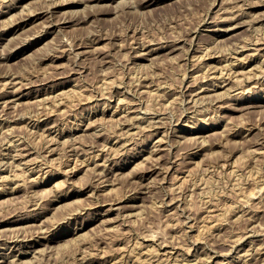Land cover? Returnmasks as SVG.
Returning a JSON list of instances; mask_svg holds the SVG:
<instances>
[{
  "label": "rangeland",
  "instance_id": "rangeland-1",
  "mask_svg": "<svg viewBox=\"0 0 264 264\" xmlns=\"http://www.w3.org/2000/svg\"><path fill=\"white\" fill-rule=\"evenodd\" d=\"M4 1L5 0H0V2H2L0 3V11L3 8H4L3 12L8 10L6 8L8 4L11 6L13 5L14 6L12 7L9 14L4 13L0 17V19L1 18L3 19L5 17L4 18L5 21L1 20L5 22V23L3 22V24H5L3 25L4 27H2V22L0 21L1 22L0 23V76H1L0 77V82H1L0 83L1 84L0 94L7 95L8 94L7 90H9V92L14 90V88L13 90H11L12 88H8L6 91L5 89L4 90L2 89V83L4 81V77H6V74H7V77L9 75L14 76V77L11 76V78L16 77L18 80H20L18 81L15 78V80L19 83L22 81V79L23 81H26L25 83L22 81L24 83L23 85L24 86L27 85L26 87L28 88V89L25 88L26 90H24V94L31 93L28 96H25L23 98H20L22 94L21 96L18 95L17 98L13 97L11 99V100H15L14 103H11L12 106L14 105L13 108L10 104L5 105V107L11 106L10 108L9 107L5 108L3 106H2L3 109L2 107L0 108L4 111L6 110L5 112L0 110V114H1L0 117L2 116L0 118V123L3 121L0 124V134L4 132L2 135H0V140L2 139L0 141L1 142L0 143L1 144L0 146V150H1L0 151V156H1L0 166L2 164L4 165L0 167V175H4L6 178L10 177L9 179H6L4 177L5 178L4 179L2 176H0V186L2 187L4 186L3 188H7V191L6 189H4L5 190L4 191L2 187L0 188V202L2 203L0 204V218H1L0 220H3L4 218H6L8 221H11V220L18 221V222H10V224L8 223L5 225L4 228L0 230V238H1L0 239V254L8 256L10 260L13 259L14 261H15L14 257H16V261H17V262L16 261L13 262V260L11 261L9 260L8 263L6 262L5 264H9V262L10 264H13V263L23 264V261L25 262L24 264H81V263L82 264H88V263L90 264H104V263L105 264H116L117 262L118 264L120 263L123 264L126 260L127 261L124 264H129L130 262L131 264L133 263L140 264L142 262L140 261V258L146 261V263L143 262L144 264H152V262L153 264L154 263L155 264H163V263L168 264L167 262L172 263V264H175V263L176 264H179V263L189 264L190 262H194L190 264H197V263L198 264H208V263L209 264H215V263L221 264L220 261H222V264H237V263L245 264V261H243L245 259L247 261L248 260L251 261V262L246 261V264L247 263L248 264H264V250L263 252L260 251V248H264L262 247L264 245V194H263L264 187L262 186L264 185V153H263L264 151V148H263L264 147V144H263L264 143V137H263L264 136V72H260L261 70L264 71V69L260 68L261 65L264 63V61L262 64H260L262 62V59H260L261 62L259 60L252 61L250 60V56L249 57L247 56L250 53H253L255 49H260L264 47V42H262V40L264 41V29H263L264 20L260 21L261 18L262 19L264 18V0H154V1L153 0H113V1L111 0H102V1L100 0H77V2L76 0H72L73 2L71 0H68L70 4L67 3L66 0H60V1L58 0L59 2L55 0V3L58 4L57 10L59 11V12L57 11L55 15L57 16L56 18L57 19L64 18L68 23L58 28L59 29V30L57 29L58 31L52 30L53 31L52 33L45 36V38L42 41L36 44H35L34 39H36V37L46 32L47 30L46 25H48L49 24L48 22H50L49 18L48 20H46L47 19L46 14H43V15L41 14L39 17H34L31 21H29L28 23H25V25L24 24L21 25L20 28L10 32L9 34L5 36H2V35L4 34L3 32L5 31V29L7 28L6 26H8L7 24L11 25L13 24V22H16L18 19H20L21 15L22 17L25 15L23 11L27 10L28 13L30 11L33 13H36V12L41 13L43 9L45 10V7L43 6L46 5L47 7V3H45L46 1L45 0H26V1L25 0L23 1L6 0L5 4H4ZM62 1L66 2V4L65 3L62 4L63 3ZM81 1L83 2L81 3ZM88 3L89 5L86 6ZM97 3H99V5ZM1 6L3 8H1ZM241 6L243 9L241 8ZM40 7H42L43 9ZM64 10L67 11L66 15L65 13H63L65 12ZM27 11L25 12L26 14H28ZM238 11H239V14L237 15ZM60 12L62 13L60 14ZM96 12L97 13L99 12V13L97 14ZM241 12L243 13L242 15L240 14ZM12 13L13 15H11ZM14 13H17L16 15L17 17L20 16L18 17V19L17 17L16 18L13 17L15 21H13L11 17V16H15ZM1 14L2 13L0 12V15ZM58 14L60 17L58 16ZM233 14L236 15V17ZM226 16L228 17L230 16V17L226 18ZM8 17H11L12 20L10 18L8 20L7 19ZM224 17L225 19H223ZM230 18L232 21H230ZM252 19L253 21L251 22ZM69 20L71 21L69 22ZM237 21L238 23L239 22L240 23L238 24ZM235 23L238 25V27ZM249 23L251 26L249 25ZM256 27L259 30L255 29ZM257 30H258V33H256ZM39 32L42 34H40ZM27 35L31 37L34 36L35 38L34 37L31 38ZM25 36L29 40L27 38L25 39ZM237 42L238 43L241 42L243 45L241 43L238 44ZM255 42L256 43L259 42L260 45L259 43L256 44ZM29 43H30V46L28 47ZM19 44H21V47L19 46ZM60 45L61 47L59 48ZM24 46L27 48L24 50V52H22V48H24ZM68 46L69 48H67ZM157 46L158 48H160V50L158 51L155 50L156 52L154 51L153 54L149 55L150 57L147 56L148 59L140 60L139 55L144 53L143 50L146 49V51H150L153 48L157 49L156 48ZM15 47H19V49ZM208 47H212V51H211V48H208ZM235 47L237 51H235L236 50ZM63 48H65L64 52L62 50ZM202 48L206 50H203ZM207 48L211 52L208 51ZM241 48L242 50H240ZM12 49L14 51H12ZM60 49L62 50L61 53L64 55H62L59 52ZM134 50L136 52H134ZM197 50L200 52L202 51L204 52L200 53ZM78 51H80V53ZM4 52L5 54L6 53L7 54L3 55ZM57 52H59L61 56L59 55V53L57 54ZM228 52H230L229 53L230 55L228 54ZM214 53H215V56L213 55ZM231 53L235 55L233 56ZM243 53H245L246 56L243 55ZM200 54L201 55L204 54L205 56H202L204 58L200 57L201 56ZM207 54L208 55L210 54L211 57L207 56ZM216 54H218L219 56ZM236 55H239L240 57L238 56V58H236L237 57ZM243 56L247 58V59H244L246 69L245 67L236 66L233 70L238 71L239 73L236 72L238 74L234 73L236 75L233 74L231 77V80H232L231 83L235 84V85L234 84L233 85L231 84V85L233 86V89L236 88L235 90L231 89L232 91L230 90V93L229 92L226 93V97H225L224 92L226 88L229 87L230 85L224 89H220L221 91L219 90L218 93L220 92L221 93L218 96H212L211 98L210 97L203 98L200 95L199 97L196 95V93L199 92L201 86H204L206 84H212L213 82L219 83L218 81L219 79H213L212 75H209V74H212L211 73L212 71L210 72L209 70H211V67H213L212 65L213 63L215 64L214 65L215 67L217 64V67H219L220 68L219 70H221L222 67L220 66H224L222 64H227V61L229 60H236V59L244 58ZM199 58H202V59H199ZM223 58H225V60H223ZM207 61L209 62V65ZM238 62L239 61H236L235 64L237 65L240 63ZM258 63L260 64V67ZM254 65L255 67H258V69L254 68ZM262 67H264V64L262 65ZM251 68H253V70ZM247 69L248 70L250 69V70L248 71ZM205 70H208L207 72L208 74L206 73ZM242 70L246 72L248 71V72L246 73ZM226 71H224L225 74L227 73ZM250 71L252 73H250ZM253 71L256 72L255 73L256 76L254 75ZM240 72L245 73L247 75L250 74V75L249 76L246 75L247 77L245 78V75L242 76ZM257 73L258 75L260 73L261 77L260 76L258 77ZM203 74H207L208 76L203 75ZM204 76H206L207 78L206 77L204 78ZM233 76L237 78L241 76L239 77L240 79L244 77L246 81L243 79H241L242 80L241 81L238 78L239 79L238 81H240L238 83L237 80H236L237 82L235 81V79L237 78L234 79ZM251 76L252 78L250 82L248 77H251ZM253 78H256L257 80L255 79L254 81H252ZM104 79L107 80V83ZM109 79H112L110 80L111 82L114 80V82L111 83L109 81L111 83L109 84L108 83ZM207 79H208V82H206ZM102 80L104 81L102 82ZM137 80L139 82L146 83V84L144 85L141 83L142 84V88H141L140 87L141 85L139 82H137ZM27 81L30 83L29 86H28ZM32 81H35L34 85L32 84ZM244 81H245V84H244ZM22 82L21 84L18 85V87L22 85ZM100 82H101V85H100ZM104 82L106 85L104 84ZM102 83H103V86H102ZM236 83L237 84L242 83L239 89H237L238 85ZM147 84L148 85L150 84V85L148 86ZM196 84H198V86ZM30 86L31 88H29ZM245 87H249L251 89H249V91L247 92L248 88L245 89ZM1 89H2V92L4 93L1 92ZM193 89H197V90L193 91ZM140 90H142L143 93ZM145 90L147 92L144 93ZM149 90L151 92H149ZM238 90L240 91L238 92ZM181 91H184V92L182 93ZM110 92L112 95L110 94ZM154 92L156 94H152ZM48 94H49V97L50 96L55 97L56 95L57 96L54 99L52 97L48 98V100L49 99L50 100L49 102L48 101L46 102L44 100H47L46 97L48 96ZM181 94L183 96H181ZM228 94H231V95H228ZM44 95L46 96L44 97ZM108 95H110V97ZM117 95L119 97H117ZM220 96H222V98ZM43 97L46 99H44ZM61 97L63 98L61 99ZM197 97L200 101L197 100ZM216 97L217 98L219 97L218 99H216L217 101L214 100V98ZM64 98L65 99L68 98V99L65 100ZM119 98H120V103H119ZM121 98L123 99L121 100ZM55 99L57 102L59 101L60 103L57 104ZM205 99H206V102H205ZM129 101L130 102L132 101L131 102L132 104ZM42 102L43 104L44 103L49 104L52 107V109L54 108L53 112L55 113L52 112L51 108H48L50 107L49 105L44 104L45 107L42 106L43 105ZM117 102L119 104H117ZM210 102L211 104H209ZM16 103H18V105ZM59 104H62L60 105L61 108L58 107ZM251 104L252 105L258 104V105H261V107H257L256 109L251 108L250 106ZM246 106L247 108H245ZM39 107H41L40 108L41 110L39 109ZM46 108L50 110V111L48 110L49 114L47 113V110L45 111ZM115 108H116L117 115L116 113L113 114L112 112V111H115ZM133 108L134 109L136 108L135 111L132 110ZM143 108H145L146 110ZM42 109L43 111L46 112V113H43V115L40 114L43 112ZM58 109L59 110L61 109L60 110L61 112ZM122 109L124 112L122 111ZM139 109L140 110L142 109V110L139 111ZM63 110H64V113L62 114ZM128 110H131V111H128ZM56 111L57 113L59 112L60 113L57 114ZM185 111L186 113L184 114ZM50 112H52L53 115ZM102 112L103 113L106 112V116L101 115ZM127 112L129 114H127ZM121 113L125 114V116L122 117ZM44 114L47 116H45ZM81 114H83V116ZM23 115L24 116L28 115V116L25 118ZM37 115L39 118L37 117ZM90 115L93 118L92 120L96 122L93 123L94 127L91 126L90 128H87L84 121L87 120V118L89 117L91 118ZM120 115L122 118L120 117ZM139 115L140 116L142 115V117H140ZM28 117L29 119H27ZM99 117L102 118V123H99L101 122L100 121L101 119ZM115 117L117 118V120L114 119ZM131 117L133 118L131 119ZM151 117H153L154 119ZM158 117H160L159 118V121L161 120L160 122L165 123V124H161L162 126L160 125V127H158L159 126L158 124L160 123L158 121ZM13 118L15 119L13 120ZM34 118L36 120H34ZM95 118H97V120ZM98 118L100 119L99 121H98ZM120 118L123 123H121V121L119 120ZM124 118L126 120L130 119L129 122H131V124H129L128 121H125ZM11 119L13 120V122ZM145 119L147 120L145 121ZM70 121L73 123H71ZM53 122L54 123L57 122V124H53ZM97 123L98 125H96ZM133 123H135L136 126ZM117 124H121V125H118L117 127ZM44 125L47 126L45 127V130L43 128ZM149 125L153 129L148 127ZM141 126H146V127H141ZM10 127L13 129L12 131H10L11 130ZM191 127H196V129L193 130V128ZM8 128H9V132H12L11 134L12 136H9L10 134L8 131H7L8 136L7 134H5V131L8 130ZM127 128H132L133 132H135L134 133L135 136L131 135L132 130L131 129L127 130ZM155 128H160L159 133H156L157 131H155ZM117 129L122 131V132H119L118 130V133H120L121 135L116 132ZM200 129L202 130V133L199 134L200 136L198 137V134L196 132L200 131ZM126 130L127 132H124ZM141 130H142V133H141ZM165 130L167 131L166 135H165V132H166ZM179 130L180 131L182 130V131L180 132ZM56 131L58 132L57 134H56ZM129 131L131 132V134H128ZM143 131L145 132V134ZM97 132H102V133H97ZM248 132L250 135L248 134ZM43 133H45L44 136H43ZM153 133L156 135H159V137L164 140H163V145L161 146L162 149H160L161 151L156 150L157 153L155 151V153L152 154L153 155L152 156L147 151H150L149 149L152 150L154 148L155 141L157 140L155 138L156 135L154 136ZM161 133L164 135H162ZM46 134L49 136V138H51L54 135L58 137L57 138L52 137L49 141V139H47L48 136ZM124 134L126 136L123 137ZM260 134H262L263 136ZM102 135L105 137H103ZM237 135H239V137ZM40 136L41 138L43 137L42 139L44 140H42ZM67 136L71 138H67ZM75 136L76 138L79 137L80 140L79 141L78 139L75 140L76 139ZM116 136H118L120 139ZM137 136L138 137L140 136V137L137 138ZM163 136H165L166 138ZM18 137L21 139V142H19L21 144H18L17 142H15V140L18 139ZM37 137L40 139V141ZM133 137L136 139L135 141ZM26 138L28 139V141ZM64 138L65 140H67L66 142L64 140L65 144H68L71 141H73L71 142V144H68V145H70L71 149L73 148L72 150L74 151H71V149L69 148L70 146L68 145L67 147H64L65 146V144L63 143ZM105 138L108 139V141ZM258 138L260 139V141L262 139L263 140L260 142ZM11 139H13V142L11 141ZM68 139L69 140L72 139V140L69 141ZM167 139L168 141H165ZM7 140L10 142V144L15 143L16 146L14 147L15 144L14 145L12 144L9 146ZM118 140H121V141H118ZM47 141L48 143L49 142L50 143L47 144L46 143ZM125 141L126 142L131 141V142L129 144V143H125ZM174 141L177 143H175ZM178 141L180 142V144L178 143ZM172 142L174 145L169 144L170 145L169 146L167 144V143H172ZM196 142L198 145L196 144ZM100 143H101V148L99 145ZM31 145L33 147H31ZM78 145H80V147ZM81 145L83 147H81ZM121 145L123 146L125 145L124 146L125 148H123V146ZM151 145L153 146L152 148H151ZM164 145H166V147H164L165 149H163ZM18 146L20 147V149L21 148L25 149L24 151L22 150L23 154L25 153L24 157H19L17 155L19 154V151H20ZM22 146H25V147H22ZM56 146H59V147H56ZM112 146L113 147L115 146V149ZM45 147H47V149ZM55 147L56 149L58 148L59 150L57 149L58 150L57 151ZM105 147H108V148L105 149ZM200 147H203V149ZM15 148L16 149L18 148L19 150H16ZM52 148H53V152L51 153L50 150H52ZM66 148L69 151L65 150ZM75 148H77L76 150H78L79 152L76 151ZM83 148L84 150L81 151ZM111 148H113V150ZM261 148L263 149L262 153H261V150H262ZM116 149L119 152L122 151L124 154H122V152L121 153L118 152L116 153L118 154V157H117V155L115 154V152H117ZM156 149H159V147ZM252 149L255 150L256 154L254 153ZM256 149L259 150L261 154ZM107 150H110V151H107ZM3 151L4 152L6 151V152L4 153ZM61 151L63 152L65 157L64 155H62V157L60 156ZM10 152L13 154H11ZM82 152L83 153L86 152V153L83 154ZM92 154L95 156H93ZM113 154H115L116 157ZM172 154L173 156L170 157V155ZM262 154H263V157L261 156ZM14 155H16L17 158ZM36 155L40 156V159H38L39 157H37ZM41 155L44 157H42ZM45 155H46V160L44 159ZM75 155L78 156V158L81 157L80 158L81 160L79 159V161L80 162L83 161L81 163L82 165L77 164L80 162L78 161V158L76 160ZM148 155L152 157H155V156L156 157L153 158L154 160L152 161L150 160L152 159V157ZM255 155H258V156H255ZM101 156L102 158H99ZM48 157L50 160L47 159ZM72 157L77 162H75L72 159ZM90 157H94L95 159L90 158ZM107 157L108 158L112 157V158L108 159ZM147 157H150V159ZM255 157L261 158L260 159L261 161L255 160L254 159ZM14 158L15 160H17L16 162ZM31 158H34L35 160ZM61 158L63 159V161ZM85 158L88 161L89 160L90 161L88 162ZM143 158H147V160L149 159V161L143 160ZM28 159H30L31 161H29ZM41 159L42 160L44 159L45 161L44 160L42 161ZM175 159L177 162L173 161ZM191 160L193 161L192 163H191ZM5 161H8V162H5ZM25 161H29V163ZM93 162L95 163L93 164ZM102 162H105V163H102ZM253 162H256V163H253ZM16 163L18 165L20 163L22 167L19 165L20 167L18 168V165H16ZM70 163L72 166L70 165ZM100 163L103 164L102 167L98 166V168L97 167L94 168L93 166L91 168L92 165H95V164L99 165ZM110 163L113 164V166ZM105 164L107 165L109 164V165L106 166ZM162 164H163V168H162ZM169 164L172 166V168L170 169H169L170 167ZM73 165H74V168H73ZM11 166H12V170H11ZM78 166L79 167L82 166L81 167L82 169L79 168ZM87 166H89V168L92 169L94 173L90 171L89 168H86ZM63 167H65V170ZM166 167L168 168L166 170L168 172H165ZM22 168H24L25 174L22 172L23 171ZM67 168L69 169V171L72 169L75 170V168L77 169L75 170L76 172L73 174L74 177L73 176L67 177L65 175L66 172L64 171H68L66 170ZM85 168H86V171H84ZM107 168H108L107 170L108 172L106 171ZM234 168L235 170L236 169L237 170L232 171L234 170ZM100 170L105 171V173L107 174H105L104 172L103 174L105 175L101 174ZM109 170L110 172L113 171V173L112 172L110 173ZM27 172L28 173L30 172V173L28 174ZM89 172H92L93 174L90 175ZM96 173L100 177L99 179L96 178L95 180V177H98ZM9 174L11 175L9 176ZM257 174H259V176ZM13 175L14 176L18 175V177L17 176L14 177ZM107 175L108 177H106ZM251 175L255 176L256 179L252 177ZM105 177L107 178V180L105 179ZM66 178L69 181L66 180ZM257 178L258 179L261 178L262 180L259 179V183H258ZM1 179H3L4 181ZM21 179H23L22 181H25L26 183L21 182ZM247 179L248 181H246ZM98 180L101 181V183H99ZM35 182H39V183L35 184ZM261 182L263 183L261 184ZM17 183H19V185L21 186V187L19 186L20 191L18 188L16 192L8 194V192H11V188L16 187ZM97 183H99L98 187L96 185ZM173 186L174 188L176 186V188L174 189ZM261 186L263 187V189ZM17 187H18V184H17ZM259 188H261L262 190L260 189L258 193H261V194H258L259 195L258 196L253 191L257 192ZM86 189H88V191ZM2 190L4 193L2 192ZM251 190L254 193L253 196L255 197V199H253V196L251 197L249 195L250 193H252ZM169 191H171V193ZM237 191L239 192V195ZM92 192L93 194H91ZM243 192L245 194H243ZM240 193L242 196H240ZM247 196H249L250 198L248 201H247L248 198H246ZM173 198L175 199L173 200ZM114 199L116 200V202L111 201ZM207 199L209 200L211 199L210 201H212L213 204L210 203V201H208ZM172 200L173 201L176 200V201L174 203L173 202L171 203ZM97 201H98V204H97ZM106 201H109V202H106ZM110 201L116 203V205H114V207L116 208L113 207V209H119V210H115L113 212L114 214L111 213L110 216H99L100 213L103 214L106 210L110 209V203H111ZM169 201L171 204L169 203ZM164 202H166V204ZM205 202L207 205L205 204ZM237 202L239 203L241 202L240 205ZM242 202H244L245 207ZM33 203H36V204H33ZM208 203L211 205H208ZM233 203L235 204V206H232L234 205ZM135 204L137 208L135 207ZM121 205H123L124 207ZM33 206H36V207H33ZM165 206L166 207L168 206V207L166 208ZM213 207L214 209L216 208L215 210L213 209L214 214H218L217 212L219 210H220L219 211L220 213L218 215L224 214L223 215L224 217L219 216V218L223 217V220L221 218L219 219L218 215H216L217 216L216 217L211 212ZM102 208L103 210L104 209L105 210L103 211ZM209 208H210V211H208ZM240 208L242 209V211L244 208V211L242 212ZM120 209H121V213H120ZM122 209L123 210L126 209V210L123 211ZM136 210L138 212H136ZM118 211H119V214H117ZM129 212L131 213V216H129L130 215ZM244 212L246 214H244ZM206 213H208L207 216H206ZM125 214L126 215L128 214V215L125 217ZM209 214H211L210 215L211 217L208 216ZM238 214L239 215L242 214V216L240 215V218H239ZM120 217H123V218H120ZM202 217H206V218H204L203 221H201ZM208 217L211 219L214 218L213 221L211 219H208V223H207ZM236 217L237 219L235 220ZM104 218L107 219L108 221L107 220L105 221ZM254 218L257 220H255ZM124 219L127 221H125ZM218 219L222 221H219ZM102 221H104L105 223H103ZM123 221L128 222V223H125ZM217 222H219V224ZM121 223L123 224L121 225ZM212 223H215V225ZM256 223L259 225L257 228H256L257 226ZM204 224L206 225L208 224L207 227L213 225L212 227L209 228L213 232L209 231L208 233L209 229H205L206 225ZM105 225L107 226L105 227ZM111 226L113 230L115 229V226H117L116 227L117 229L112 231L111 228H108ZM213 227L214 228L216 227L215 228L216 230L212 229ZM104 228H107L108 230L109 229L110 230L108 231L107 229L105 230ZM38 229L39 231H36ZM43 229H46V232ZM199 229H201V231L203 230L204 232L200 234L201 231ZM33 231L34 232L36 231L38 233L40 232V233L38 234L35 232L34 234ZM15 234L19 235L20 237L23 236L24 240L27 238L28 240L26 239L25 241H27L28 243H31L33 238H35V240H40L41 243L40 245L36 247V251H35L36 253L34 252L32 254L25 255L23 257L24 260L20 259V256H16V255H20L18 254L20 253V251H18L17 249L10 250L9 247L11 246V243H10L11 241H8V238L9 240H11L14 237L13 235ZM40 234L42 236H40ZM199 235L201 236V240H200V237H198ZM144 236L147 239L144 238ZM23 237L21 239H23ZM238 237L239 238L241 237V239H239ZM235 238H236V241H235ZM233 239L235 242L232 241ZM135 241L137 244L135 243ZM137 241H141L143 245L141 242H137ZM195 241H198V242H195ZM27 242H24L22 244H28ZM157 242H160L161 245L160 243H157ZM47 243L49 244L48 247L46 246ZM135 244L138 246L135 247ZM152 245L154 248L152 247ZM162 245H165V246H162ZM4 246L6 247L4 248ZM120 246L123 249L126 247L124 249V253H123V249L119 248ZM142 246H145V248ZM146 246L149 248L151 247L152 250L150 249L149 251V248H147ZM259 246L260 248L258 249ZM132 247H134L135 249V251L130 252V253H134V255L131 254L133 255V257L130 254H127V252L129 253V249L133 250ZM158 247L160 250L158 249ZM160 247H162L163 249ZM190 247L191 249L194 248L195 250L194 249L189 250ZM37 248L38 250H41L39 248H44L45 249L44 251L46 252L47 250V253L42 252L43 250L42 249L40 251L42 254H40ZM247 249H249L250 251ZM253 249L254 250L256 249V250L254 251ZM23 250H28L27 246H25ZM138 250L140 252H138ZM238 250L241 251L242 253L239 252ZM244 250H245V253H247V255L244 253ZM246 250L249 252V254ZM119 251L121 255L119 254ZM162 251H164L165 254ZM176 251L179 252V255ZM84 252L86 253V255H84L85 254ZM90 252L91 254L92 252H94V254H92L94 255L93 257L92 255L91 256L89 255ZM256 252L257 253L259 252L258 253L259 255ZM147 253H149L150 255L149 254L147 255ZM172 253L173 255H170ZM209 253L212 256L211 255L209 256ZM35 254H36L35 258L39 254L41 256L39 255V257L35 259L34 258ZM100 254H103L104 256L103 255L101 256ZM139 254L141 256L138 257ZM238 254L239 255L241 254L240 257ZM242 255H246V257ZM162 256L163 257L165 256L168 258L171 256L172 258L170 257L171 259L169 258L170 259L169 261L167 258H163ZM159 257L161 258V261ZM183 257H185V259ZM186 257H187V260H186ZM208 257H209V262H208ZM242 257L244 258L242 259ZM249 257H251V260ZM33 258H34V261H33ZM21 260L23 261L21 262ZM104 260L105 262L103 263ZM114 260L115 262L113 263ZM133 260H135L136 262ZM162 260H164L165 262ZM199 260L200 262H196Z\"/></svg>",
  "mask_w": 264,
  "mask_h": 264
},
{
  "label": "bare ground",
  "instance_id": "bare-ground-1",
  "mask_svg": "<svg viewBox=\"0 0 264 264\" xmlns=\"http://www.w3.org/2000/svg\"><path fill=\"white\" fill-rule=\"evenodd\" d=\"M5 1H6V0H5ZM5 1H4V4L6 3ZM21 1H23V0H21ZM25 1H26V0H25ZM45 1H46L45 3H47V7H46L45 4H44L45 6H43V7H45V10H44L42 7H40V8L43 9V11H42L41 13H37V12H36V13H33V12H31L30 10H29V11H30L31 13H30V12L28 13V11L26 10L28 14L25 13L26 11H23L25 15H24L23 17H22V15H21V17L18 16V17H20V19H18V17L16 16L17 13H14L15 16H11L12 19H13V17H14V18L17 17V19H18L19 21L16 19L17 21H16V22H13V24H11V25H10V24H7L8 26H6L7 28H6L5 31L3 32L4 34H3L2 36H5V35L9 34L10 32H12V31H14V30L20 28L21 25H23V24L25 25V23H28V22L31 21L34 17H39L41 14H42V15H43V14H46V16H47L46 18H47V19H46V18H45V19L48 20V18H49V19H50V22L47 21L49 24L47 23L48 25H46V26H47V27H46V28H47L46 32L44 31V32H45L44 34H42V33L39 32V33L42 34V35H40V36L36 37V39H34L35 44H36V43L42 41V40L45 38V36H47L48 34L52 33V32H53L52 30H54V31H55V30L58 31V30H59L58 28L62 27V25L64 26V24L68 23L64 18H61V19H60V18H59V19L56 18L57 16H55V15H56V13H57V11H58V10H57V9H58V4L55 3V0H45ZM56 1H58V0H56ZM59 1H60V0H59ZM59 1H58V2H59ZM66 1H67V3L70 4V2H68V0H66ZM71 1H72V0H71ZM100 1H102V0H100ZM111 1H113V0H111ZM153 1H154V0H153ZM2 2H3V1H2ZM2 2H0V3H2ZM58 2H57V3H58ZM62 2H63L62 4H64V3L66 4V2H64V1H62ZM72 2H73V1H72ZM74 2H75V1H74ZM76 2H77V0H76ZM82 2H83V1H81V3H82ZM97 2H98V1H97ZM119 2H120V1H119ZM121 2H122V1H121ZM126 2H127V1H126ZM143 2H144V1H143ZM148 2H149V1H148ZM9 3H10V2H9ZM14 3H16V2H14ZM86 3H87V2H86ZM94 3H96V2H94ZM104 3H105V2H104ZM123 3H124V1H123ZM12 4H13V3H12ZM60 4H61V3H60ZM72 4H73V3H72ZM84 4H85V3H84ZM97 4L99 5V3H97ZM140 4H142V3H140ZM15 5H16V4H15ZM88 5H89V3H88L86 6H88ZM5 6H6V5H5ZM13 6H14V5H13ZM13 6H11V5L8 4V5L6 6V8H7L8 10L5 9L6 11H4V12H3V9H4V8L1 6V8H3V9L0 11V12L2 13V14L0 15V17H1L4 13L9 14ZM95 6H96V5H95ZM147 6H148V5H147ZM242 6H243V5H242ZM242 6H241V8H242ZM96 7H97V6H96ZM145 7H146V6H145ZM40 8H39V9H40ZM148 8H149V7H148ZM239 8H240V7H239ZM239 8H238V9H239ZM242 9H243V8H242ZM34 10H35V9H34ZM34 10H32V11H34ZM40 10H41V9H40ZM40 10H39V11H40ZM65 10H66V9H65ZM65 10H64V11H65ZM225 10H226V9H225ZM245 10H246V9H245ZM37 11H38V10H37ZM235 11H236V10H235ZM235 11H234V12H235ZM23 12H22V14H23ZM58 12H59V11H58ZM66 12H67V11H65V12H63V13H65V15H66ZM92 12H93V10H92ZM99 12H100V11H99ZM99 12H98V13H99ZM244 12H245V11H244ZM61 13H62V12H60V14H61ZM96 13H97V12H96ZM98 13H97V14H98ZM101 13H102V12H101ZM221 13H222V12H221ZM245 13H246V12H245ZM20 14H21V12H20ZM92 14H93V13H92ZM238 14H239V11H238L237 15H238ZM240 14L242 15L243 13L241 12ZM11 15H13V13H12ZM18 15H19V13H18ZM62 15H63V14H62ZM233 15H234V14H233ZM247 15H248V14H247ZM58 16H59V14H58ZM96 16H97V15H96ZM234 16L236 17V15H234ZM234 16H233V17H234ZM11 17H8L7 19L9 20V18L11 19ZM59 17H60V16H59ZM61 17H62V16H61ZM63 17H64V16H63ZM229 17H230V16H229ZM229 17L226 16V18H229ZM233 17H232V18H233ZM4 18H5V17H4ZM4 18H3V19L1 18L0 21H1V20H4V21H5ZM55 18H56V19H55ZM220 18H221V17H220ZM12 19H11V20H12ZM42 19H43V18H42ZM67 19H68V17H67ZM223 19H225V17H224ZM242 19H243V17H242ZM8 20H7V21H8ZM11 20H10V21H11ZM35 20H36V19H35ZM219 20H220V19H219ZM228 20H229V19H228ZM235 20H236V19H235ZM239 20H240V19H239ZM263 20H264V18H263V19H262V18L260 19V21H263ZM4 21H1V22H2V27H4L3 25H5V24H3ZM13 21H15V20L13 19ZM70 21H71V20H69V22H70ZM230 21H232L231 18H230ZM233 21H234V20H233ZM248 21H249V20H248ZM252 21H253V19L251 20V22H252ZM260 21H259V22H260ZM1 22H0V23H1ZM227 22H228V21H227ZM242 22H244V21H242ZM256 22H257V21H256ZM4 23H5V22H4ZM7 23H9V22H7ZM10 23H12V22H10ZM31 23H32V22H31ZM205 23H206V22H205ZM233 23H234V22H233ZM237 23H238V21H237ZM239 23H240V22H239ZM239 23H238V24H239ZM253 23H254V22H253ZM253 23H252V24H253ZM44 24H46V23H44ZM235 24H236V23H235ZM260 24H262V23H260ZM236 25H237V24H236ZM249 25H250V23H249ZM240 26H241V25H240ZM250 26H251V25H250ZM25 27H26V26H25ZM44 27H45V26H44ZM230 27H231V26H230ZM235 27H236V26H235ZM237 27H238V25H237ZM262 28H263V26H262ZM57 29H58V30H57ZM61 29H62V28H61ZM252 29H253V28H252ZM252 29H251V30H252ZM255 29H258V28L256 27ZM263 29H264V28H263ZM44 30H45V29H44ZM253 30H254V29H253ZM253 30H252V31H253ZM258 30H259V29H258ZM258 30H257L256 33H258ZM1 31H2V30H1ZM225 31H226V30H225ZM15 33H16V32H15ZM31 34H32V33H31ZM35 34H36V33H35ZM35 34H34V35H35ZM37 34H38V33H37ZM43 35H44V36H43ZM27 36H29V35H27ZM29 37H31V36H29ZM32 37H34V36H32ZM32 37H31V38H32ZM4 38H5V37H4ZM26 38H27V37L25 36V39H26ZM34 38H35V37H34ZM261 38H262V37H261ZM2 39H3V38H2ZM27 39H28V38H27ZM192 39H193V38H192ZM28 40H29V39H28ZM28 40H26V41H28ZM31 40H32V39H31ZM24 41H25V40H24ZM193 41H194V40H193ZM255 41H256V40H255ZM257 41H258V39H257ZM251 42H252V41H251ZM262 42H264V41L262 40ZM237 43H238V42H237ZM239 43H241V42H239ZM239 43H238V44H239ZM245 43H246V42H245ZM252 43H253V42H252ZM255 43H256V42H255ZM255 43H254V44H255ZM258 43H259V42H258ZM258 43H256V44H258ZM21 44H22V42H21ZM21 44H19L20 47H21ZM61 44H62V43H61ZM63 44H64V43H63ZM238 44H237V45H238ZM241 44H242V43H241ZM241 44H240V45H241ZM261 44H262V43H261ZM191 45H192V44H191ZM235 45H236V43H235ZM242 45H243V44H242ZM244 45H245V44H244ZM259 45H260V43H259ZM29 46H30V43H29L28 47H29ZM62 46H63V45H62ZM139 46H140V45H139ZM233 46H234V44H233ZM60 47H61V45L59 46V48H60ZM231 47H232V46H231ZM231 47H230V48H231ZM236 47H237V46H236ZM236 47H235V49H236ZM15 48H18V49H19V47H15ZM15 48H14V49H15ZM26 48H27V47L24 46V48H22V52H24V50H25ZM67 48H69V46H68ZM135 48H136V47H135ZM156 48H157V49H154V48H153V49L150 50V51H146V49L143 50L144 53H142V54L139 55L140 60H146V59H148L147 56L150 57L149 55L153 54V52H154L155 50H157V51L160 50V48H158V46H157ZM208 48H211V51H212V47H208ZM208 48H207V49H208ZM214 48H215V47H214ZM244 48H246V47H244ZM249 48H250V47H249ZM257 48H258V47H257ZM161 49H162V47H161ZM190 49H191V47H190ZM190 49H189V50H190ZM202 49H203V50H206V49H204V48H202ZM233 49H234V48H233ZM254 49H255V48H254ZM58 50H59V49H58ZM62 50H63V52H64L65 48H63ZM62 50L60 49L59 52L61 53ZM135 50H136V49H135ZM135 50H134V52H136ZM138 50H139V49H138ZM147 50H148V49H147ZM189 50H188V51H189ZM240 50H242V48H241ZM244 50H245V49H244ZM251 50H252V49H251ZM12 51H14V50L12 49ZM18 51H19V50H18ZM66 51H67V49H66ZM71 51H72V50H71ZM197 51H198V50H197ZM208 51H210V50L208 49ZM211 51H210V52H211ZM231 51H232V50H231ZM235 51H237V49H236ZM59 52H57V54H58ZM69 52H70V50H69ZM75 52H76V51H75ZM78 52L80 53V51H78ZM155 52H156V51H155ZM195 52H196V51H195ZM198 52H200V51H198ZM202 52H204V51H202ZM202 52H200V53H202ZM205 52H206V51H205ZM60 53H59V55H60ZM208 53H209V52H208ZM221 53H222V52H221ZM229 53H230V52H228V54H229ZM232 53H233V52H232ZM232 53H231V54H232ZM235 53H236V52H235ZM245 53H246V52H245ZM245 53H243V55L246 56ZM4 54H5V52L3 53V55H4ZM6 54H7V53H6ZM6 54H5V55H6ZM61 54H62V53H61ZM81 54H82V53H81ZM137 54H138V53H137ZM205 54H206V53H205ZM210 54H211V53H210ZM210 54H209V55L207 54V56H210V57H211ZM219 54H220V52H219ZM223 54H225V53H223ZM248 54H249V53H248ZM10 55H11V54H10ZM62 55H64V54H62ZM67 55H68V54H67ZM77 55H78V54H77ZM135 55H136V53H135ZM200 55H201V54H200ZM213 55L215 56V53H214ZM216 55H218V54H216ZM229 55H230V54H229ZM229 55H228V56H229ZM232 55L234 56L235 54H232ZM60 56H61V55H60ZM202 56H205V55L203 54V55H201L200 57H202ZM214 56H213V57H214ZM218 56H219V55H218ZM236 56H237L236 58H238L239 55H236ZM247 56H248V57L250 56V60H252V61H256V60H259V61H260V59H262V62L260 61V62H261L260 64H262L263 61H264V47H263V48H260V49H255V50L253 51V53H250V54L247 55ZM7 57H8V56H7ZM69 57H70V55H69ZM79 57H80V56H79ZM198 57H199V56H198ZM222 57H223V56H222ZM225 57H226V56H225ZM239 57H240V56H239ZM243 57H244V56H243ZM76 58H77V57H76ZM195 58H197V57H195ZM202 58H204V57H202ZM202 58H199V59H202ZM228 58H229V57H228ZM217 59H218V58H217ZM219 59H220V58H219ZM244 59H247V58L244 57V58H241V59L229 60V61H227V64H222V65H224V66H220V67H222L221 70H219L220 68L217 67V64H216V67H215V66H214L215 64L213 63V64H212L213 67H211V70H209L210 72L212 71V72H211L212 74H209V75H212V78H213V79H219V80H218L219 83H217V82H213V83H212V82H211L212 84H206V85H204V86H201V87H200V90L198 89L199 92H197L196 95H197L198 97H199V95H200V96H202L203 98H204V97H205V98H207V97H210V98H211L212 96H218V95L221 93V92L218 93V91H219L220 89H224V88H226L227 86L230 85L229 87L226 88V90H225V92H224V93H225V97H226V93H228V92L230 93V90H231V89H232V90H235V89H236V88L233 89V86H232V85H233L234 83H233V84L231 83V82H232L231 77H232V75H233L234 73H236V72H238V71H234L233 69H234L236 66H237V67H238V66H240V67H245V69H246L245 62H244L245 60H244ZM75 60H76V59H75ZM77 60H79V59H77ZM195 60H196V59H195ZM203 60H204V59H203ZM209 60H210V59H209ZM221 60H222V59H221ZM223 60H225V58H223ZM227 60H228V59H227ZM198 61H199V60H198ZM215 61H216V60H215ZM236 61H239L240 63L238 62L239 64L236 65V64H235ZM107 62H108V61H107ZM207 62H208V61H207ZM216 62H217V61H216ZM223 62H224V61H223ZM223 62H222V63H223ZM246 62H247V60H246ZM76 63H77V62H76ZM220 63H221V61H220ZM255 63H256V62H255ZM204 64H205V63H204ZM258 64H259V63H258ZM260 64H259V67H260ZM263 64H264V63H263ZM263 64H262V65H263ZM78 65H79V64H78ZM202 65H203V64H202ZM208 65H209V62H208ZM251 65H252V64H251ZM262 65H261L260 68L264 69V67H262ZM73 67H74V66H73ZM140 67H141V66H140ZM142 67H143V65H142ZM200 67H201V66H200ZM202 67H203V66H202ZM209 67H210V66H209ZM252 67H253V66H252ZM204 68H205V67H204ZM254 68H257V69H258V67H255V65H254ZM74 69H75V68H74ZM74 69H73V70H74ZM139 69H140V68H139ZM144 69H145V67H144ZM243 69H244V68H243ZM251 69L253 70V68H251ZM226 70H227V71H226ZM247 70H248V69H247ZM249 70H250V69H249ZM249 70H248V71H249ZM252 70H251V71H252ZM203 71H204V70H203ZM205 71H206V73L208 72V70H205ZM224 71H226L227 73L225 74ZM242 71H244V70H242ZM242 71H241V72H242ZM248 71H247V72H248ZM251 71H250V73H252ZM258 71H259V70H258ZM74 72H75V71H74ZM228 72H229V73H228ZM241 72H240V73H241ZM244 72H246V71H244ZM247 72H246V73H247ZM253 72H254V75H255L256 72H255V71H253ZM260 72H264V71L261 70ZM203 73H204V72H203ZM238 73H239V72H238ZM238 73H236V74H238ZM3 74H4V73H3ZM5 74H6V73H5ZM207 74H208V73H207ZM207 74H203V75H207ZM236 74H234V75H236ZM241 74H242V76L245 75V78H246L247 76L250 75V74L247 75V74H245V73H241ZM241 74H240V75H241ZM8 75H9V74H8ZM146 75H147V74H146ZM146 75H145V76H146ZM226 75H227V76H226ZM246 75H247V76H246ZM257 75H258V73H257ZM11 76H12V75H11ZM11 76L9 75V76L7 77V74H6V77H4V81H3V83H2V89H3V90L5 89V91H6L8 88H12L11 90H13V88H14V90H13V91H10V92H9V90H7V92H8L7 95H1V94H0V108H1L2 106L5 107V105H8V104L11 105V103H14L15 100H11L13 97H16V98H17L18 95L21 96V94H22V96H21L20 98H23V97L28 96L29 94H31V93H25V94H24V90H26L25 88H27V87H26L27 85L24 86L23 84H24L26 81H23V79H22V81H23L24 83L21 81V82H22V85L18 87V85L21 84V82H20V83L17 82V81L15 80L16 77H15V78H11ZM16 76H17V75H16ZM145 76H144V78H145ZM200 76H201V75H200ZM207 76H208V75H207ZM255 76H256V75H255ZM259 76H260V73H259L258 77H259ZM0 77H1V76H0ZM12 77H14V76H12ZM141 77H142V76H141ZM205 77H206V76H204V78H205ZM209 77H210V76H209ZM233 77H234V76H233ZM239 77H241V76H239ZM239 77H238V78H239ZM253 77H254V76H253ZM260 77H261V76H260ZM2 78H3V77H2ZM142 78H143V77H142ZM204 78H203V79H204ZM206 78H207V77H206ZM235 78H237V77H234V79H235ZM238 78L235 79V81H236V80L238 81V80L240 79V78H239V79H238ZM251 78H252V76H251V77H248L249 81L251 80ZM256 78H257V77H256ZM256 78H253L252 81H254ZM16 79H17V78H16ZM193 79H194V78H193ZM203 79H202V80H203ZM241 79L245 80L244 77H242ZM241 79H240V80H241ZM17 80H18V79H17ZM104 80H105V79H104ZM104 80H102V82H103ZM110 80H112V79H109V80H108V83H109V84H111L112 82H114V80H113L112 82H111ZM144 80H145V79H144ZM147 80H148V78H147ZM199 80H200V79H199ZM199 80H198V81H199ZM256 80H257V79H256ZM18 81H20V80H18ZM28 81H29V80H28ZM28 81H27V82H28ZM105 81H106V83H107V80H105ZM109 81H110L111 83H110ZM141 81H142V80H141ZM195 81H197V80H195ZM203 81H204V80H203ZM211 81H212V80H211ZM237 81H236V82H237ZM241 81H242V80H241ZM245 81H246V80H245ZM245 81H244V84H245ZM258 81H259V80H258ZM30 82H31V80H30ZM34 82H35V81H32V84H33V85H34ZM137 82H139V81L137 80ZM206 82H208V79H207ZM239 82H240V81H238V83H239ZM247 82H248V81H247ZM250 82H251V81H250ZM255 82H256V81H255ZM260 82H261V81H260ZM0 83H1V82H0ZM135 83H136V82H135ZM139 83H140V85H141V86H140L141 88H142V84H144V85L146 84V83H142V82H139ZM139 83H138V85H139ZM141 83H142V84H141ZM209 83H210V82H209ZM216 83H217V84H216ZM256 83H257V82H256ZM261 83H262V82H261ZM104 84H105V82H104ZM109 84H107V85H109ZM136 84H137V83H136ZM136 84H135V85H136ZM231 84H232V85H231ZM236 84H237V83H236ZM250 84H251V83H250ZM0 85H1V84H0ZM29 85H30V83L28 82V86H29ZM100 85H101V82H100ZM105 85H106V84H105ZM105 85H104V86H105ZM122 85H123V84H122ZM130 85H131V84H130ZM132 85H133V84H132ZM138 85H137V87H138ZM147 85H148V84H147ZM147 85H146V86H147ZM149 85H150V84H149ZM149 85H148V86H149ZM196 85L198 86V84H196ZM234 85H235V84H234ZM237 85H238V88H237V89H239V88L241 87L240 85H242V83H241V84H237ZM247 85H248V84H247ZM253 85H255V84H253ZM258 85H259V84H258ZM102 86H103V83H102ZM118 86H119V85H118ZM120 86H121V85H120ZM151 87H153V86H151ZM193 87H194V86H193ZM235 87H236V86H235ZM252 87H253V86H252ZM29 88H31V86H30ZM106 88H107V87H106ZM196 88H197V87H196ZM246 88H248V89H247V92L249 91V89H251V88H249V87H245V89H246ZM2 89H1V92H2ZM27 89H28V88H27ZM119 89H120V88H119ZM143 89H144V88H143ZM245 89H244V90H245ZM29 90H30V89H29ZM69 90H70V89H69ZM152 90H154V89H152ZM157 90H158V89H157ZM159 90H160V89H159ZM189 90H190V89H189ZM194 90H197V89H193V91H194ZM232 90H231V91H232ZM31 91H32V90H31ZM135 91H136V90H135ZM140 91L142 92V90H140ZM220 91H221V90H220ZM226 91H227V92H226ZM239 91H240V90H238V92H239ZM241 91H242V90H241ZM7 92H5V93H7ZM28 92H29V91H28ZM62 92H63V91H62ZM62 92H61V93H62ZM64 92H65V91H64ZM119 92H120V91H119ZM141 92H139V93H141ZM145 92H147V91L145 90L144 93H145ZM149 92H151V91L149 90ZM149 92H148V93H149ZM181 92L183 93L184 91H181ZM238 92H237V93H238ZM2 93H4V92H2ZM115 93H116V92H115ZM128 93H130V92H128ZM142 93H143V92H142ZM157 93H158V92H157ZM189 93H191V92H189ZM192 93H193V92H192ZM211 93H212V95H211ZM237 93H236V94H237ZM108 94H109V93H108ZM110 94H111V92H110ZM116 94H117V93H116ZM152 94H156V93L154 92V93H152ZM201 94H202V95H201ZM111 95H112V94H111ZM113 95H114V93H113ZM120 95H121V94H120ZM138 95H139V94H138ZM159 95H160V94H159ZM221 95H222V94H221ZM228 95H231V94H228ZM238 95H240V94H238ZM45 96H46V95H44V97H45ZM56 96H57V95H56ZM56 96H55V97H54V96H53V97H52V96L49 97V94H48V96L46 97L47 100H44V101H46V102L48 101V102H49L50 99L48 100V98H51V97H52V98L54 99V98H56ZM108 96L110 97V95H108ZM108 96H107V97H108ZM181 96H183V95L181 94ZM184 96H185V95H184ZM192 96H193V95H192ZM234 96H235V95H234ZM44 97H43V98H44ZM105 97H106V96H105ZM105 97H103V98H105ZM109 97H108V98H109ZM111 97H112V96H111ZM117 97H119V96L117 95ZM198 97H197V100H199ZM220 97L222 98V96H220ZM241 97H242V96H241ZM16 98H15V99H16ZM46 98H44V99H46ZM62 98H63V97H61V99H62ZM69 98H70V97H69ZM96 98H97V97H96ZM138 98H139V97H138ZM183 98H185V97H183ZM193 98H194V97H193ZM218 98H219V97H218ZM218 98L216 97V98H214V100H216V99H218ZM239 98H240V97H239ZM57 99H59V98H57ZM64 99H65V98H64ZM67 99H68V98H66L65 100H67ZM110 99H111V98H110ZM122 99H123V98H121V100H122ZM189 99H190V98H189ZM195 99H196V97H195ZM208 99H209V98H208ZM223 99H224V98H223ZM227 99H228V97H227ZM227 99H225V100H227ZM234 99H235V97H234ZM243 99H244V98H243ZM18 100H19V98H18ZM18 100H17V101H18ZM94 100H95V99H94ZM124 100H125V99H124ZM172 100H173V99H172ZM187 100H188V99H187ZM203 100H204V99H203ZM232 100H233V99H232ZM238 100H239V99H238ZM41 101H42V99H41ZM55 101H56V99H55ZM61 101H63V100H61ZM137 101H138V99H137ZM191 101H192V100H191ZM194 101H196V100H194ZM199 101H200V100H199ZM201 101H202V99H201ZM216 101H217V100H216ZM223 101H224V100H223ZM236 101H237V100H236ZM240 101H241V100H240ZM240 101H239V102H240ZM56 102H57V101H56ZM64 102H65V101H64ZM64 102H63V103H64ZM97 102H99V101H97ZM129 102H130V101H129ZM129 102H128V103H129ZM131 102H132V101H131ZM131 102H130V103H131ZM205 102H206V99H205ZM208 102H209V101H208ZM211 102H212V101H211ZM211 102H210L209 104H211ZM214 102H215V101H214ZM50 103H51V102H50ZM58 103H60V102L58 101L57 104H58ZM61 103H62V102H61ZM105 103H106V102H105ZM119 103H120V98H119ZM119 103L117 102V104H119ZM122 103H123V101H122ZM122 103H121V104H122ZM134 103H135V102H134ZM198 103H199V102H198ZM200 103H201V102H200ZM212 103H213V102H212ZM16 104L18 105V103H16ZM42 104H43V102H42ZM44 104H45V103H44ZM44 104H43L42 106H44ZM53 104H54V103H53ZM57 104H56V106H57ZM126 104H127V103H126ZM131 104H132V103H131ZM142 104H143V102H142ZM192 104H193V103H192ZM213 104H214V103H213ZM218 104H219V103H218ZM17 105H15V106H17ZM45 105H49V104H45ZM54 105H55V104H54ZM60 105H62V104H59L58 107L61 108ZM102 105H103V104H102ZM106 105H107V104H106ZM189 105H190V104H189ZM11 106H12V105H11ZM11 106H6V107H9V108H10ZM13 106H14V105H13ZM13 106H12V108H13ZM42 106H41V107H42ZM49 106H50V105H49ZM66 106H67V105H66ZM104 106H105V105H104ZM112 106H113V105H112ZM119 106H120V105H119ZM121 106H122V105H121ZM195 106H196V105H195ZM199 106H200V105H199ZM202 106H204V105H202ZM219 106H220V105H219ZM222 106H223V105H222ZM248 106H249V105H248ZM250 106H251V108H255V109H256L257 107H261V105H258V104H257V105H254V104L252 105V104H251ZM250 106H249V107H250ZM3 107H2V109H3ZM6 107H5V108H6ZM41 107H39V109H40ZM44 107H45V106H44ZM46 107H48V106H46ZM53 107H54V106H53ZM114 107H115V106H114ZM117 107H118V106H117ZM143 107H145V106H143ZM262 107H263V106H262ZM42 108H43V107H42ZM48 108H51V109H52L51 106L48 107ZM112 108H113V107H112ZM112 108H111V109H112ZM194 108H195V107H194ZM218 108H219V107H218ZM245 108H247V106H246ZM2 109H0V110H2ZM39 109H38V110H39ZM109 109H110V108H109ZM118 109H119V108H118ZM135 109H136V108H135ZM135 109L133 108L132 110L135 111ZM143 109H145V108H143ZM40 110H41V109H40ZM46 110H47V113H48V110H49V109L46 108L45 111H46ZM53 110H54V108L52 109V112H53ZM58 110H59V109H58ZM60 110H61V109H60ZM60 110H59V111H60ZM141 110H142V109H141ZM141 110L139 109V111H141ZM145 110H146V109H145ZM145 110H144V112H145ZM2 111H4V110H2ZM5 111H6V110H5ZM5 111H4V112H5ZM42 111H43V109H42ZM45 111H43V112L40 113V114L43 115V113H46ZM49 111H50V110H49ZM59 111H58V112H59ZM91 111H92V110H91ZM96 111H97V110H96ZM103 111H104V109H103ZM106 111H107V110H106ZM118 111H119V110H118ZM122 111H123V109H122ZM128 111H131V110H128ZM40 112H41V111H40ZM52 112H50V113H52ZM60 112H61V111H60ZM60 112H59V113H60ZM88 112H89V111H88ZM108 112H109V111H108ZM112 112H113V114H115V113H116V108H115V111H112ZM123 112H124V111H123ZM148 112H149V111H148ZM2 113H3V112H2ZM53 113H55V112H53ZM53 113H52V115H53ZM56 113H57V111H56ZM59 113H57V114H59ZM63 113H64V110H63L62 114H63ZM80 113H81V112H80ZM91 113H92V112H91ZM119 113H120V112H119ZM125 113H126V112H125ZM150 113H151V112H150ZM150 113H149V114H150ZM185 113H186V111L184 112V114H185ZM40 114H39V115H40ZM48 114H49V113H48ZM78 114H79V113H78ZM97 114H98V113H97ZM121 114H122V117L125 116V114H123V113H121ZM127 114H129V113L127 112ZM127 114H126V115H127ZM130 114H131V113H130ZM137 114H138V113H137ZM143 114H144V113H143ZM184 114H183V115H184ZM0 115H1V114H0ZM20 115H21V114H20ZM20 115H19V116H20ZM44 115H45V114H44ZM52 115H51V116H52ZM55 115H56V114H55ZM76 115H77V114H76ZM81 115L83 116V114H81ZM101 115H105V116H106V112H104V113L102 112ZM109 115H110V114H109ZM116 115H117V113H116ZM133 115H134V114H133ZM133 115H132V116H133ZM144 115H145V114H144ZM144 115H143V116H144ZM156 115H157V114H156ZM5 116H6V115H5ZM21 116H22V115H21ZM21 116H20V117H21ZM23 116H24V115H23ZM27 116H28V115H27ZM27 116H24V117L26 118ZM29 116H31V115H29ZM34 116H35V115H34ZM34 116H33V117H34ZM45 116H47V115H45ZM56 116H57V115H56ZM85 116H86V115H85ZM90 116H91V115H90ZM94 116H95V115H94ZM105 116H104V117H105ZM127 116H128V115H127ZM135 116H137V115H135ZM135 116H134V117H135ZM139 116H140V115H139ZM149 116H151V115H149ZM158 116H159V115H158ZM1 117H2V116H1ZM1 117H0V118H1ZM17 117H18V115H17ZM24 117H23V118H24ZM37 117H38V115H37ZM42 117H43V116H42ZM42 117H41V118H42ZM48 117H49V116H48ZM86 117H87V116H86ZM101 117H102V116H101ZM120 117H121V115H120ZM122 117H121V118H122ZM140 117H142V115H141ZM140 117H139V118H140ZM154 117H155V116H154ZM156 117H157V116H156ZM3 118H5V117H3ZM38 118H39V117H38ZM38 118H37V120H38ZM41 118H40V120H41ZM75 118H76V117H75ZM81 118H82V117H81ZM99 118H100V117H99ZM99 118H98V121L101 119V120H100L101 122H99V123H102V118H103V117L100 118V119H99ZM121 118L119 119L120 121H121ZM125 118H126V117H125ZM125 118H124V119H125ZM127 118H128V117H127ZM132 118H133V117H131V119H132ZM147 118H148V117H147ZM151 118H153V117H151ZM159 118H160V117H158V121H159ZM7 119H8V118H7ZM14 119H15V118H13V120H14ZM20 119H21V118H20ZM27 119H29V117H28ZM42 119H43V118H42ZM46 119H47V117H46ZM92 119H93V118H92V116H91V118L89 117V118H87V120L84 121V122H85V125H86L87 128H90L91 126H93V123L96 122V121H94V120H92ZM95 119L97 120V118H95ZM110 119H111V118H110ZM114 119L117 120L116 117H115ZM114 119H113V120H114ZM140 119H141V118H140ZM148 119H149V118H148ZM153 119H154V118H153ZM11 120H12V119H11ZM13 120H12V122H13ZM16 120H17V118H16ZM23 120H24V119H23ZM34 120H36V119L34 118ZM54 120H55V118H54ZM76 120H77V119H76ZM81 120H82V119H81ZM103 120H104V119H103ZM119 120H118V121H119ZM122 120H123V119H122ZM129 120H130V119H129ZM129 120H126V119H125V121H128V123L131 124V122H129ZM138 120H139V119H138ZM146 120H147V119H145V121H146ZM151 120H152V119H151ZM156 120H157V119H156ZM156 120H155V122H156ZM187 120H188V118H187ZM1 121H2V120H1ZM4 121H5V120H4ZM20 121H21V120H20ZM25 121H26V119H25ZM44 121H45V120H44ZM50 121H51V119H50ZM52 121H53V120H52ZM82 121H83V120H82ZM104 121H105V120H104ZM120 121H119V122H120ZM125 121H124V122H125ZM131 121H132V120H131ZM141 121H142V120H141ZM145 121H144V122H145ZM149 121H150V120H149ZM152 121H153V120H152ZM158 121H157V122H158ZM160 121H161V120H160ZM160 121H159V122H160ZM162 121H163V120H162ZM2 122H3V121H2ZM2 122H1V123H2ZM27 122H28V121H27ZM45 122H46V121H45ZM47 122H48V121H47ZM70 122H71V121H70ZM133 122H134V121H133ZM147 122H148V121H147ZM147 122H146V123H147ZM150 122H151V121H150ZM153 122H154V121H153ZM1 123H0V124H1ZM29 123H30V121H29ZM40 123H41V122H40ZM71 123H73V122H71ZM117 123H118V122H117ZM121 123H123V122L121 121ZM126 123H127V122H126ZM141 123H142V122H141ZM47 124H49V123H47ZM47 124H45V125H47ZM53 124H57V122H56V123L53 122ZM82 124H83V123H82ZM133 124H135V123H133ZM138 124H139V123H138ZM148 124H149V123H148ZM148 124H147V125H148ZM154 124H155V123H154ZM154 124H153V125H154ZM156 124H157V123H156ZM161 124H165V123L160 122V123L158 124V125H159L158 127H160ZM3 125H4V123H3ZM38 125H39V124H38ZM45 125H44V127L42 126V127L44 128V130H45V127H47V126H45ZM59 125H60V124H59ZM77 125H78V124H77ZM79 125H80V123H79ZM94 125H95V124H94ZM96 125H98V123H97ZM101 125H102V124H101ZM101 125H100V126H101ZM118 125H121V124H117V127H118ZM127 125H128V124H127ZM140 125H141V124H140ZM144 125H145V124H144ZM151 125H152V124H151ZM9 126H10V124H9ZM9 126H8V127H9ZM54 126H55V125H54ZM81 126H82V125H81ZM123 126H124V125H123ZM133 126H134V125H133ZM135 126H136V124H135ZM161 126H162V125H161ZM5 127H6V125H5ZM5 127H4V128H5ZM29 127H30V126H29ZM35 127H36V126H35ZM39 127H41V126H39ZM48 127H49V126H48ZM51 127H52V126H51ZM51 127H50V128H51ZM61 127H62V126H61ZM76 127H77V126H76ZM93 127H94V126H93ZM119 127H120V126H119ZM125 127H126V126H125ZM138 127H139V126H138ZM141 127H146V126H141ZM148 127H150V125H149ZM148 127H147V128H148ZM155 127H156V126H155ZM168 127H169V126H168ZM247 127H248V126H247ZM251 127H252V126H251ZM251 127H250V128H251ZM10 128H11V127H10ZM13 128H14V127H13ZM53 128H54V127H53ZM72 128H73V127H72ZM74 128H75V127H74ZM99 128H101V127H99ZM121 128H122V127H121ZM123 128H124V127H123ZM139 128H140V127H139ZM139 128H138V129H139ZM150 128H152V127H150ZM166 128H167V127H166ZM189 128H190V127H189ZM191 128H193V130L196 129V127H191ZM240 128H241V127H240ZM61 129H62V128H61ZM77 129H78V128H77ZM128 129H131V130H132V128H127V130H128ZM141 129H142V128H141ZM152 129H153V128H152ZM152 129H151V130H152ZM159 129H160V128H155V131H157L156 133H159ZM163 129H164V128H163ZM172 129H173V128H172ZM241 129H242V128H241ZM246 129H247V128H246ZM261 129H262V128H261ZM1 130H2V129H1ZM12 130H13V129L11 128L10 131H12ZM29 130H30V129H29ZM37 130H38V129H37ZM49 130H50V129H49ZM68 130H69V129H68ZM89 130H90V129H89ZM98 130H99V129H98ZM103 130H104V128H103ZM118 130H119V129H117V131H116L117 133H118ZM123 130H124V129H123ZM127 130L124 131V132H127ZM145 130H147V129H145ZM170 130H171V129H170ZM197 130H198V129H197ZM248 130H249V129H248ZM2 131H3V130H2ZM7 131L9 132V128H8V130L5 131V134H7ZM32 131H33V130H32ZM32 131H31V132H32ZM50 131H51V130H50ZM54 131H55V130H54ZM58 131H59V130H58ZM72 131H73V130H72ZM75 131H77V130H75ZM87 131H88V130H87ZM135 131H136V130H135ZM165 131H166V130H165ZM168 131H169V130H168ZM179 131H180V130H179ZM181 131H182V130H181ZM181 131H180V132H181ZM262 131H263V130H262ZM13 132H14V131H13ZM38 132H39V131H38ZM40 132H41V131H40ZM43 132H44V131H43ZM80 132H81V131H80ZM103 132H104V131H103ZM116 132H115V133H116ZM119 132H122V131L119 130ZM137 132H138V131H137ZM143 132H144V131H143ZM151 132H152V131H151ZM174 132H175V131H174ZM232 132H233V131H232ZM236 132H237V131H236ZM239 132H240V131H239ZM249 132H250V131H249ZM249 132H248V134H249ZM3 133H4V132H2V134H3ZM14 133H15V132H14ZM36 133H37V131H36ZM45 133H46V132H45ZM45 133H43V136H44ZM48 133H49V132H48ZM52 133H54V132H52ZM52 133H51V134H52ZM57 133H58V132L56 131V134H57ZM66 133H67V132H66ZM97 133H102V132H97ZM134 133H135V132H133V130H132V134H131L130 131H129L128 134L134 135ZM139 133H140V132H139ZM141 133H142V130H141ZM154 133H155V132H154ZM154 133H153V135L155 136L156 134H154ZM166 133H167V131L165 132V135H166ZM196 133L198 134V137H199V136H200L199 134L202 133V130L200 129V131H198V132H196ZM241 133H242V131H241ZM261 133H262V132H261ZM2 134H0V135H2ZM9 134H10L9 136H12V135H11L12 132H9ZM15 134H16V133H15ZM17 134H18V133H17ZM95 134H96V132H95ZM95 134H94V135H95ZM113 134H114V133H113ZM118 134H120V133H118ZM118 134H117V135H118ZM122 134H123V133H122ZM128 134H127V135H128ZM144 134H145V132H144ZM161 134H162V133H161ZM234 134H235V133H234ZM236 134H238V133H236ZM18 135H19V134H18ZM40 135H41V133H40ZM46 135H47V134H46ZM61 135H62V134H61ZM61 135H60V136H61ZM69 135H70V134H69ZM78 135H79V134H78ZM99 135H101V134H99ZM120 135H121V134H120ZM120 135H119V136H120ZM136 135H137V134H136ZM162 135H164V134H162ZM175 135H177V134H175ZM179 135H180V134H179ZM183 135H184V134H183ZM183 135H182V136H183ZM232 135H233V134H232ZM239 135H240V134H239ZM239 135H237V136L239 137ZM249 135H250V134H249ZM260 135H262V134H260ZM7 136H8V134H7ZM15 136H16V135H15ZM21 136H22V135H21ZM47 136H48V135H47ZM76 136H77V135H76ZM76 136H75V138H76ZM80 136H81V135H80ZM97 136H98V135H97ZM102 136H103V135H102ZM124 136H126V135L124 134L123 137H124ZM134 136H135V135H134ZM149 136H151V135H149ZM233 136H234V135H233ZM240 136H241V135H240ZM244 136H245V135H244ZM262 136H263V135H262ZM4 137H6V136H4ZM4 137H3V139H4ZM23 137H24V136H23ZM50 137H51V136H50ZM52 137L57 138L58 136L56 137V136L54 135V136H52ZM52 137H51V138H52ZM98 137H99V136H98ZM103 137H105V136H103ZM110 137H111V136H110ZM116 137H118V136H116ZM116 137H115V138H116ZM123 137H122V138H123ZM139 137H140V136H139ZM139 137L137 136V138H139ZM151 137H153V136H151ZM161 137H162V136H161ZM163 137H165V136H163ZM242 137H243V136H242ZM260 137H261V136H260ZM263 137H264V136H263ZM7 138H8V137H7ZM11 138H12V137H11ZM37 138H38V137H37ZM40 138H41V136H40ZM42 138H43V137H42ZM42 138H41V139H42ZM51 138H49V136H48L47 139H49V141H50ZM67 138H71V137H68V136H67ZM67 138H66V139H67ZM72 138H73V137H72ZM94 138H95V136H94ZM118 138H119V137H118ZM122 138H121V139H122ZM133 138H134V137H133ZM149 138H150V137H149ZM155 138H156L157 140L155 139V140H156V141H155V145L153 144V145H154V148H153L152 150L149 149L150 151H147V150H146V151L149 152V154H151V155L154 154L156 150H160V149H162L161 146L163 145V140H164V139L160 138L159 135H156ZM165 138H166V137H165ZM195 138H196V137H195ZM195 138H193V139H195ZM200 138H202V137H200ZM244 138H246V137H244ZM261 138H262V137H261ZM8 139H9V138H8ZM26 139H27V138H26ZM38 139H39V138H38ZM77 139H78V141L80 140L79 137L76 138L75 140H77ZM105 139H106V138H105ZM112 139H113V138H112ZM119 139H120V138H119ZM177 139H178V138H177ZM258 139H259V138H258ZM1 140H2V139H1ZM1 140H0V141H1ZM42 140H44V139H42ZM45 140H46V139H45ZM55 140H56V139H55ZM58 140H59V139H58ZM64 140H65V138L63 139V143H64ZM68 140H69V139H68ZM71 140H72V139H71ZM71 140H69V141H71ZM73 140H74V139H73ZM106 140L108 141V139H106ZM106 140H105V142H106ZM128 140H130V139H128ZM131 140H132V139H131ZM135 140H136V139L134 138V141H135ZM180 140H181V139H180ZM180 140H179V141H180ZM202 140H203V139H202ZM262 140H263V139H262ZM262 140H261V141H262ZM7 141H8V140H7ZM11 141L13 142V139H11ZM27 141H28V139H27ZM39 141H40V139H39ZM39 141H37V142H39ZM66 141H67V140H65V142H66ZM109 141H110V140H109ZM115 141H116V140H115ZM118 141H121V140H118ZM126 141H127V140H126ZM126 141H125V143H129V144H130V142H131V141L126 142ZM165 141H168V139L165 140ZM179 141H178V143L180 144L181 141H180V142H179ZM196 141H197V140H196ZM256 141H257V140H256ZM259 141H260V139H259ZM261 141H260V142H261ZM3 142H5V141H3ZM12 142H11V143H12ZM15 142H17L18 144H21V143H19V142H21V139L18 137V139H16ZM41 142H42V141H41ZM43 142H44V141H43ZM55 142H56V141H55ZM55 142H54V143H55ZM71 142H73V141H71ZM71 142L68 143V144H71ZM75 142H77V141H75ZM75 142H74V143H75ZM102 142H103V141H102ZM102 142H101V143H102ZM113 142H114V141H113ZM116 142H117V141H116ZM123 142H124V141H123ZM170 142H171V140H170ZM174 142H175V141H174ZM199 142H200V141H199ZM199 142H198V143H199ZM204 142H205V141H204ZM0 143H1V142H0ZM24 143H25V142H24ZM28 143H29V142H28ZM46 143L49 144L50 142L48 143V141H47ZM51 143H52V141H51ZM57 143H58V141H57ZM78 143H79V142H78ZM101 143L99 144V145H100V148H101ZM107 143H108V142H107ZM125 143H124V144H125ZM153 143H154V142H153ZM175 143H177V142H175ZM200 143H201V142H200ZM206 143H207V142H206ZM255 143H257V142H255ZM258 143H259V142H258ZM3 144H4V143H3ZM8 144H9V146H10V145H12L13 143L10 144V142L8 141ZM14 144H15V143H14ZM14 144H13V145H14ZM43 144H44V143H43ZM59 144H60V143H59ZM59 144H58V145H59ZM64 144H65V143H64ZM68 144H65L64 147H67ZM164 144H165V143H164ZM167 144H168V145H169V144L172 145L173 142H172V143H167ZM196 144H197V142H196ZM263 144H264V143H263ZM263 144H262V145H263ZM41 145H42V144H41ZM41 145H40V146H41ZM50 145H51V144H50ZM76 145H77V144H76ZM94 145H95V144H94ZM94 145H93V146H94ZM96 145H97V144H96ZM127 145H128V144H127ZM173 145H174V144H173ZM197 145H198V144H197ZM200 145H202V144H200ZM258 145H259V144H258ZM262 145H261V146H262ZM0 146H1V144H0ZM15 146H16V144L14 145V147H15ZM20 146H21V145H20ZM26 146H27V145H26ZM68 146H70V145H68ZM78 146L80 147V145H78ZM97 146H98V145H97ZM103 146H104V145H103ZM121 146H123V145H121ZM124 146H125V145H124ZM124 146H123V148H125ZM169 146H170V145H169ZM5 147H7V146H5ZM18 147H19V146H18ZM22 147H25V146H22ZM31 147H33V146L31 145ZM56 147H59V146H56ZM56 147H55V149H56ZM74 147H75V146H74ZM76 147H77V146H76ZM81 147H83V146L81 145ZM94 147H95V146H94ZM109 147H110V146H109ZM112 147H113V146H112ZM126 147H127V146H126ZM152 147H153V146L151 145V148H152ZM158 147H159V149H156V148H158ZM164 147H166V145L163 146V149H165ZM195 147H197V146H195ZM262 147H263V146H262ZM11 148H12V147H11ZM42 148H43V147H42ZM42 148H41V149H42ZM45 148L47 149V147H45ZM48 148H49V147H48ZM69 148L71 149V146H70ZM69 148H68V149H69ZM91 148H92V147H91ZM95 148H96V147H95ZM95 148H94V149H95ZM98 148H99V147H98ZM98 148H97V149H98ZM102 148H103V147H102ZM107 148H108V147H105V149H107ZM113 148L115 149V146H114ZM113 148H111V149L113 150ZM116 148H117V147H116ZM118 148H119V147H118ZM167 148H168V147H167ZM169 148H171V147H169ZM175 148H176V147H175ZM200 148L203 149V147H200ZM263 148H264V147H263ZM3 149H4V148H3ZM8 149H10V148H8ZM15 149H16V148H15ZM19 149H20V147H19ZM19 149L17 148L16 150H19ZM26 149H27V148H26ZM34 149H36V148H34ZM50 149H51V148H50ZM57 149H58V148H57ZM57 149H56V150H57ZM60 149H62V148H60ZM72 149H73V148H72ZM72 149H71V151H74V150H72ZM76 149H77V148H75V150H76ZM97 149H96V150H97ZM105 149H104V150H105ZM143 149H144V148H143ZM145 149H146V148H145ZM195 149H196V148H195ZM261 149H262V148H261ZM261 149H260V150H261ZM22 150L24 151L25 149H23V148L20 149L19 154H17L19 157H24V154H25V153L23 154ZM27 150H28V149H27ZM48 150H49V149H48ZM58 150H59V149H58ZM58 150H57V151H58ZM63 150H64V149H63ZM63 150H62V151H63ZM65 150H67V148H66ZM83 150H84V148H83L81 151H83ZM193 150H194V149H193ZM200 150H201V149H200ZM200 150H199V151H200ZM252 150H253V149H252ZM256 150H257V149H256ZM0 151H1V150H0ZM11 151H12V150H11ZM34 151H35V150H34ZM34 151H33V152H34ZM36 151H38V150H36ZM42 151H43V150H42ZM62 151H61V155L58 154V155H60L61 157H62V155H64V154H63L64 151H63V152H62ZM67 151H69V150H67ZM76 151H78V150H76ZM81 151H80V153H81ZM91 151H92V150H91ZM97 151H98V150H97ZM107 151H110V150H107ZM107 151H106V152H107ZM116 151H117V152H115V154L119 152L117 149H116ZM140 151H141V150H140ZM160 151H161V150H160ZM194 151H195V150H194ZM253 151H254V153H255V150H253ZM257 151L260 153L259 150H257ZM262 151H263V149L261 150V153H262ZM3 152H4V151H3ZM5 152H6V151H5ZM5 152H4V153H5ZM15 152H16V151H15ZM44 152H46V151H44ZM50 152H51V153L53 152V148H52V150H50ZM78 152H79V151H78ZM86 152H87V150H86ZM86 152H84V153H86ZM88 152H89V151H88ZM92 152H93V151H92ZM95 152H96V151H95ZM113 152H114V151H113ZM121 152H122V151H121ZM121 152H119V153H121ZM124 152H125V151H124ZM191 152H192V151H191ZM10 153H11V152H10ZM17 153H18V152H17ZM28 153H29V151H28ZM51 153H49V154H51ZM59 153H60V152H59ZM64 153H65V152H64ZM67 153H68V152H67ZM75 153H76V152H75ZM80 153H79V154H80ZM82 153H83V152H82ZM84 153H83V154H84ZM100 153H101V152H100ZM108 153H109V152H108ZM108 153H107V154H108ZM156 153H157V151H156ZM250 153H251V152H250ZM254 153H253V154H254ZM261 153H260V154H261ZM263 153H264V151H263ZM11 154H13V153H11ZM26 154H27V153H26ZM34 154H35V153H34ZM40 154H41V153H40ZM45 154H47V153H45ZM65 154H66V153H65ZM97 154H98V152H97ZM109 154H110V153H109ZM115 154H113V155L115 156ZM122 154H124V153L122 152ZM138 154H139V153H138ZM140 154H141V153H140ZM199 154H200V153H199ZM251 154H252V153H251ZM255 154H256V153H255ZM42 155H43V154H42ZM42 155H41V156H42ZM66 155H67V154H66ZM70 155H71V154H70ZM89 155H90V154H89ZM92 155H93V154H92ZM92 155H91V156H92ZM103 155H104V154H103ZM103 155H102V156H103ZM105 155H106V153H105ZM116 155H117V157H118V154H116ZM196 155H197V154H196ZM196 155H195V156H196ZM258 155H259V154H258ZM258 155H255V156H258ZM3 156H4V154H3ZM14 156H16V155H14ZM14 156H13V157H14ZM36 156L39 157L38 159H40V156H38V155H36ZM36 156H35V157H36ZM48 156H49V155H48ZM75 156H76V155H75ZM75 156H74V157H75ZM85 156H86V155H85ZM93 156H95V155H93ZM102 156L99 157V158H102ZM134 156H135V155H134ZM148 156H150V155H148ZM152 156H153V155H152ZM152 156H150V157H152ZM154 156H155V155H154ZM171 156H173V154L170 155V157H171ZM195 156H194V157H195ZM261 156L263 157V154H262ZM0 157H1V156H0ZM8 157H9V155H8ZM10 157H11V156H10ZM19 157H18V158H19ZM35 157H34V158H35ZM37 157H36V158H37ZM42 157H44V156H42ZM42 157H41V158H42ZM64 157H65V155H64ZM64 157H63V158H64ZM115 157H116V156H115ZM115 157H114V158H115ZM150 157H147V158L150 159ZM155 157H156V156H155ZM155 157H152V159H150V160L153 161V160H154L153 158H155ZM252 157H253V156H252ZM16 158H17V156H16ZM34 158H31V159H34ZM66 158H67V157H66ZM70 158H71V157H70ZM77 158H78V156H76V160H77ZM80 158H81V157H80ZM80 158H78V161H79ZM86 158H87V157H86ZM86 158H85V159H86ZM88 158H89V157H88ZM90 158H94V157H90ZM96 158H97V156H96ZM107 158H108V157H107ZM109 158H112V157H109ZM109 158H108V159H109ZM147 158H143V160H147ZM256 158H257V159H256ZM258 158H259V157H255L254 159L259 161L261 158H259V159H258ZM3 159H4V158H3ZM7 159H8V158H7ZM23 159H24V158H23ZM44 159L46 160V155H45V158H44ZM44 159H43V160H44ZM47 159L50 160L49 157H48ZM61 159H62V158H61ZM72 159H73V157H72ZM82 159H83V158H82ZM94 159H95V158H94ZM149 159H148L147 161H149ZM169 159H170V158H169ZM262 159H263V158H262ZM11 160H12V159H11ZM14 160H15V158H14ZM18 160H19V159H18ZM26 160H27V159H26ZM28 160L31 161L30 159H28ZM34 160H35V159H34ZM41 160H42V159H41ZM43 160H42V161H43ZM45 160H44V161H45ZM48 160H47V161H48ZM69 160H70V159H69ZM73 160H74V159H73ZM73 160H72V161H73ZM80 160H81V159H80ZM86 160H87V159H86ZM101 160H103V159H101ZM113 160H114V159H113ZM192 160H193V158H192ZM192 160H191V163L193 162ZM255 160H254V161H255ZM0 161H1V159H0ZM16 161H17V160H15V162H16ZM29 161H25V162H28V163H29ZM39 161H40V160H39ZM62 161H63V159H62ZM66 161H67V160H66ZM74 161H75V160H74ZM87 161H88V160H87ZM89 161H90V160H89ZM89 161H88V162H89ZM98 161H99V160H98ZM111 161H112V160H111ZM114 161H115V160H114ZM173 161H176V159L173 160ZM260 161H261V160H260ZM5 162H8V161H5ZM10 162H11V161H10ZM12 162H13V161H12ZM19 162H21V161H19ZM36 162H37V161H36ZM40 162H41V161H40ZM67 162H68V161H67ZM75 162H77V161H75ZM75 162H74V163H75ZM79 162H80V161H79ZM82 162H83V161H82ZM82 162L77 163V164H81ZM100 162H101V161H100ZM109 162H110V161H109ZM112 162H113V161H112ZM112 162H111V163H112ZM168 162H169V161H168ZM171 162H172V161H171ZM176 162H177V161H176ZM176 162H175V163H176ZM22 163H23V162H22ZM30 163H31V162H30ZM61 163H62V162H61ZM90 163H91V162H90ZM90 163H89V164H90ZM94 163H95V162H93V164H94ZM102 163H105V162H102ZM106 163H107V162H106ZM111 163H110V164H111ZM253 163H256V162H253ZM5 164H6V163H5ZM11 164H12V163H11ZM39 164H40V163H39ZM39 164H38V166H39ZM48 164H49V163H48ZM89 164H88V165H89ZM114 164H115V162H114ZM170 164H171V163H170ZM170 164H169V165H170ZM2 165H3V164H2ZM2 165H1V166H2ZM6 165H7V164H6ZM6 165H5V166H6ZM8 165H10V164H8ZM13 165H14V164H13ZM16 165H18V164L16 163ZM19 165H20V163H19ZM19 165H18V168L21 166V165H20V166H19ZM25 165H26V164H25ZM29 165H30V164H29ZM35 165H36V164H35ZM35 165H34V166H35ZM64 165H65V164H64ZM70 165H71V163H70ZM74 165H75V164H74ZM74 165H73V168H74ZM81 165H82V164H81ZM95 165H97V166H95ZM95 165H92L91 168H92L93 166H94V168H95V167L98 168V166H101V167L103 166V164H101V163H100L99 165H98V164H95ZM105 165L108 166L109 164H108V165L105 164ZM105 165H104V166H105ZM111 165L113 166V164H111ZM169 165H168V166H169ZM228 165H229V164H228ZM255 165H256V164H255ZM1 166H0V167H1ZM3 166H4V165H3ZM27 166H28V165H27ZM45 166H46V165H45ZM48 166H49V165H48ZM48 166H47V167H48ZM71 166H72V165H71ZM106 166H105V167H106ZM159 166H160V165H159ZM159 166H158V167H159ZM224 166H225V165H224ZM232 166H233V165H232ZM16 167H17V166H16ZM16 167H15V168H16ZM21 167H22V166H21ZM43 167H44V166H43ZM78 167H79V166H78ZM81 167H82V166H81ZM81 167H79V168H81ZM109 167H111V166H109ZM164 167H165V166H164ZM176 167H177V166H176ZM7 168H8V167H7ZM9 168H10V167H9ZM24 168H25V166H24ZM24 168H22L23 171L21 170L23 173H24ZM32 168H33V167H32ZM34 168H35V167H34ZM37 168H38V167H37ZM40 168H41V166H40ZM40 168H39V170H40ZM63 168H64V170H65V167H63ZM70 168H72V167H70ZM76 168H77V167H76ZM76 168H75V170H77ZM86 168H89V166H87ZM86 168H85L84 171H86ZM94 168H93V169H94ZM160 168H161V167H160ZM162 168H163V164H162ZM170 168H172L171 165H170L169 169H170ZM3 169H4V168H3ZM27 169H28V168H27ZM27 169H26V170H27ZM44 169H45V168H44ZM81 169H82V168H81ZM89 169H90V168H89ZM100 169H101V168H100ZM164 169H165V168H164ZM167 169H168V168L166 167L165 172H168V171H166ZM4 170H5V169H4ZM11 170H12V166H11ZM13 170H14V169H13ZM36 170H38V169H36ZM42 170H43V169H42ZM62 170H63V169H62ZM66 170H68V171H64V172H66L65 175H66L67 177H71V176H73V174L76 172L74 169H72V170L69 171V169L67 168ZM94 170H95V169H94ZM107 170H108V168L106 169V171H107ZM114 170H115V169H114ZM236 170H237V169H236ZM236 170H235V168H234V170H232V171H236ZM5 171H6V170H5ZM7 171H8V170H7ZM14 171H15V170H14ZM28 171H29V170H28ZM32 171H33V170H32ZM32 171H30V172H32ZM34 171H35V170H34ZM88 171H89V170H88ZM90 171L93 172L92 169H90ZM97 171H98V169H97ZM100 171H101V172H100L101 174H103V172L105 173V171H102V170H100ZM162 171H163V169H162ZM169 171H170V170H169ZM249 171H250V170H249ZM9 172H10V171H9ZM25 172H26V171H25ZM30 172H29V173H30ZM36 172H37V171H36ZM36 172H35V174H36ZM45 172H46V171H45ZM79 172H80V170H79ZM92 172H89L90 175L94 173V172H93V173H92ZM95 172H96V171H95ZM107 172H108V171H107ZM109 172H110V170H109ZM111 172L113 173V171H111ZM111 172H110V173H111ZM11 173H13V172H11ZM18 173H19V172H18ZM27 173H28V172H27ZM27 173H26V174H27ZM29 173H28V174H29ZM62 173H63V171H62ZM77 173H78V172H77ZM86 173H87V172H86ZM249 173H250V172H249ZM252 173H253V172H252ZM257 173H258V172H257ZM13 174H15V173H13ZM24 174H25V173H24ZM31 174H32V173H31ZM31 174H30V175H31ZM39 174H40V173H39ZM42 174H43V172H42ZM44 174H46V173H44ZM58 174H59V173H58ZM60 174H61V173H60ZM96 174H97V173H96ZM98 174H99V172H98ZM98 174H97V175H98ZM105 174H107V173H105ZM105 174H103V175H105ZM180 174H181V173H180ZM250 174H251V173H250ZM250 174H249V175H250ZM10 175H11V174H9V176H10ZM21 175H22V174H21ZM33 175H34V174H33ZM40 175H41V174H40ZM63 175H64V174H63ZM103 175H101V176H103ZM115 175H116V174H115ZM115 175H114V176H115ZM249 175H248V176H249ZM252 175H254V174H252ZM252 175H251V176H252ZM257 175L259 176V174H257ZM0 176H2L3 178L5 177L4 175H0ZM6 176H7V175H6ZM13 176H14V175H13ZM15 176L18 177V175H15ZM15 176H14V177H15ZM24 176H25V175H24ZM24 176H23V177H24ZM41 176H42V175H41ZM93 176H95V175H93ZM111 176H112V174H111ZM164 176H165V175H164ZM17 177H16V178H17ZM30 177H31V176H30ZM73 177H74V176H73ZM99 177H100L99 175H98V177H95V180H96V178L99 179ZM106 177H108V175H107ZM106 177H105V179L107 180ZM183 177H184V175H183ZM252 177L255 178V176H252ZM5 178H6V177H5ZM5 178H4V179H5ZM9 178H10V177H9ZM9 178L7 177L6 179H9ZM102 178H103V177H102ZM102 178H101V179H102ZM111 178H112V177H111ZM180 178H181V177H180ZM261 178H262V177H261ZM261 178H259V179H261ZM14 179H15V178H14ZM17 179H18V178H17ZM19 179H20V177H19ZM24 179H25V178H24ZM101 179H100V180H101ZM109 179H110V178H109ZM114 179H115V177H114ZM249 179H250V178H249ZM251 179H252V178H251ZM255 179H256V178H255ZM259 179L257 178L258 183H259ZM1 180H3V179H1ZM22 180H23V179H21V182H25V181H22ZM25 180H26V179H25ZM28 180H29V179H28ZM28 180H27V181H28ZM66 180H68V179L66 178ZM70 180H72V179H70ZM110 180H111V179H110ZM110 180H109V181H110ZM252 180H253V179H252ZM257 180H256V181H257ZM261 180H262V179H261ZM3 181H4V180H3ZM30 181H31V180H30ZM37 181H38V180H37ZM68 181H69V180H68ZM98 181H99V180H98ZM246 181H248V179H247ZM246 181H245V182H246ZM10 182H11V181H10ZM13 182H14V181H13ZM28 182H29V181H28ZM96 182H97V181H96ZM2 183H3V182H2ZM5 183H6V182H5ZM14 183H15V182H14ZM19 183H20V182H19ZM19 183H17V184H18V187H17V184H16V187L11 188V192H8V194H9V193H14V192H16V190H17L18 188H19V191H20V187H21V186L19 185ZM25 183H26V182H25ZM36 183H39V182H35V184H36ZM99 183H101V181H99ZM99 183L96 184L97 187H98V184H99ZM109 183H110V182H109ZM112 183H113V182H112ZM247 183H249V182H247ZM262 183H263V182H261V184H262ZM10 184H11V183H10ZM20 184H21V183H20ZM22 184H23V183H22ZM104 184H106V183H104ZM113 184H114V183H113ZM243 184H244V182H243ZM245 184H246V183H245ZM4 185H6V184H4ZM24 185H25V184H24ZM180 185H181V184H180ZM19 186H20V187H19ZM102 186H103V184H102ZM102 186H101V187H102ZM178 186H179V185H178ZM262 186L264 187V185H262ZM262 186H261V187H262ZM1 187H2V186H0V188H1ZM3 187H4V186H3ZM3 187H2V189H3V190L6 189V191H7V188H3ZM88 187H89V186H88ZM263 187H262V189H263ZM141 188H142V186H141ZM144 188H145V187H144ZM173 188H174V186H173ZM173 188H172V189H173ZM175 188H176V186H175ZM175 188H174V189H175ZM92 189H93V188H92ZM100 189H101V188H100ZM137 189H138V188H137ZM146 189H147V188H146ZM236 189H237V188H236ZM239 189H241V188H239ZM260 189H261V188H259V190H258L257 192H255V191H253V192H254L255 194H257V195H258V194H261V193H258V192L260 191ZM262 189H261V190H262ZM3 190H2V192H3ZM86 190L88 191V189H86ZM97 190H98V188H97ZM132 190H133V189H132ZM169 190H171V189H169ZM176 190H177V189H176ZM243 190H244V189H243ZM256 190H257V189H256ZM4 191H5V190H4ZM9 191H10V190H9ZM105 191H106V190H105ZM138 191H139V190H138ZM138 191H136V192H138ZM140 191H141V190H140ZM239 191H241V190H239ZM93 192H94V191H93ZM93 192H92L91 194H93ZM143 192H144V191H143ZM169 192L171 193V191H169ZM237 192H238V191H237ZM244 192H245V191H244ZM244 192H243V194L246 193V192H245V193H244ZM251 192H252V190H251ZM253 192L249 194L251 197H252L253 194H254ZM3 193H4V192H3ZM79 193H80V192H79ZM132 193H133V192H132ZM241 193H242V192H241ZM241 193H240V196H242ZM262 193H263V191H262ZM1 194H2V193H1ZM91 194H90V195H91ZM95 194H96V192H95ZM95 194H94V195H95ZM140 194H141V193H140ZM263 194H264V193H263ZM13 195H14V194H13ZM135 195H136V194H135ZM138 195H139V194H138ZM169 195H170V194H169ZM238 195H239V192H238ZM246 195H247V194H246ZM91 196H92V195H91ZM98 196H99V195H98ZM240 196H239V197H240ZM258 196H259V195H258ZM140 197H141V195H140ZM140 197H139V198H140ZM243 197H244V196H243ZM9 198H10V197H9ZM98 198H99V197H98ZM98 198H97V199H98ZM128 198H129V197H128ZM241 198H242V197H241ZM241 198H240V199H241ZM246 198H248L247 201L250 199L249 196H247ZM257 198H258V197H257ZM259 198H260V197H259ZM13 199H14V198H13ZM132 199H133V198H132ZM141 199H142V198H141ZM174 199H175V198H173V200H174ZM238 199H239V198H238ZM242 199H243V198H242ZM242 199H241V200H242ZM244 199H245V198H244ZM253 199H255L254 196H253ZM128 200H129V199H128ZM173 200L171 201V203H172V202L174 203V202L176 201V200H175V201H173ZM207 200L210 201L211 199H210V200L207 199ZM245 200H246V199H245ZM4 201H5V200H4ZM99 201H101V200H99ZM111 201H115V202H116L115 199H114V200H111ZM111 201H110V202H111ZM205 201H206V200H205ZM243 201H244V200H243ZM35 202H36V201H35ZM106 202H109V201H106ZM117 202H118V201H117ZM166 202H167V201H166ZM166 202H164V203L166 204ZM249 202H250V201H249ZM249 202H248V203H249ZM3 203H5V202H3ZM103 203H105V202H103ZM103 203H101V204H103ZM169 203H170V201H169ZM169 203H168V205H169ZM171 203H170V204H171ZM210 203H212V201H210ZM237 203H239V202H237ZM237 203H236V204H237ZM240 203H241V202H240ZM240 203H239V205H240ZM242 203H243V205H244V202H242ZM0 204H2V203L0 202ZM33 204H36V203H33ZM97 204H98V201H97ZM205 204H206V202H205ZM205 204H204V205H205ZM212 204H213V203H212ZM233 204H234V203H233ZM114 205H116V203L111 202V203H110V209L107 208V209H109V210H106L103 214L100 213L99 216H110V214L113 213L115 210H119V209H113ZM137 205H138V204H137ZM206 205H207V204H206ZM208 205H211V204L208 203ZM241 205H242V204H241ZM121 206H123V205H121ZM129 206H130V205H129ZM132 206H133V205H132ZM232 206H235V204L232 205ZM237 206H238V205H237ZM33 207H36V206H33ZM119 207H120V205H119ZM119 207H117V208H119ZM123 207H124V206H123ZM123 207H122V208H123ZM135 207H136V204H135ZM165 207H166V206H165ZM167 207H168V206H167ZM167 207H166V208H167ZM203 207H204V206H203ZM205 207H206V206H205ZM208 207H209V206H208ZM211 207H212V206H211ZM244 207H245V205H244ZM84 208H85V207H84ZM89 208H90V207H89ZM114 208H116V207H114ZM136 208H137V207H136ZM236 208H238V207H236ZM87 209H88V207H87ZM132 209H133V208H132ZM134 209H135V208H134ZM213 209H214V207L212 208V211H211L212 213H213ZM215 209H216V208H215ZM215 209H214V210H215ZM240 209H241V208H240ZM79 210H80V209H79ZM96 210H97V209H96ZM99 210H100V209H99ZM102 210H103V208H102ZM104 210H105V209H104ZM104 210H103V211H104ZM122 210H123V209H122ZM124 210H126V209H124ZM124 210H123V211H124ZM206 210H207V209H206ZM218 210H219V208H218ZM218 210H217V211H218ZM237 210H238V209H237ZM237 210H236V211H237ZM245 210H246V209H245ZM34 211H35V210H34ZM77 211H78V210H77ZM81 211H82V210H81ZM123 211H122V212H123ZM208 211H210V208H209ZM219 211H220V210H219ZM219 211L217 212L218 214L220 213ZM232 211H233V210H232ZM238 211H239V210H238ZM238 211H237V212H238ZM241 211H242V209H241ZM243 211H244V208H243ZM243 211H242V212H243ZM37 212H38V211H37ZM37 212H36V213H37ZM78 212H79V211H78ZM136 212H138V211L136 210ZM205 212H207V211H205ZM211 212H210V213H211ZM234 212H235V211H234ZM237 212H236V213H237ZM74 213H76V212H74ZM120 213H121V209H120ZM129 213H130V212H129ZM134 213H135V212H134ZM134 213H133V214H134ZM139 213H140V212H139ZM215 213H216V212H215ZM221 213H222V212H221ZM97 214H98V213H97ZM113 214H114V213H113ZM117 214H119V211H118ZM207 214H208V213H206V216H207ZM213 214H214V213H213ZM218 214H214V215L216 216V215H218ZM222 214H223V213H222ZM242 214H243V213H242ZM242 214H240V215L242 216ZM244 214H246V213L244 212ZM74 215H75V214H74ZM76 215H77V214H76ZM95 215H96V214H95ZM127 215H128V214H127ZM127 215L125 214V217H126ZM210 215H211V214H209L208 216L211 217ZM214 215H213V217H214ZM223 215H224V214H223ZM223 215H218V218H219V216H223ZM238 215H239V214H238ZM240 215H239V218H240ZM1 216H2V215H1ZM3 216H4V215H3ZM6 216H7V215H6ZM10 216H11V215H10ZM33 216H34V215H33ZM129 216H131V213H130ZM133 216H135V215H133ZM136 216H137V215H136ZM235 216H236V215H235ZM252 216H253V215H252ZM137 217H138V216H137ZM137 217H135V218H137ZM189 217H190V216H189ZM209 217L207 218V223H208V219H211V218H209ZM213 217H212V218H213ZM216 217H217V216H216ZM223 217H224V216H223ZM223 217H220V218L223 220ZM237 217H238V216H237ZM237 217L235 218V220L237 219ZM245 217H246V216H245ZM253 217H254V216H253ZM255 217H257V216H255ZM109 218H110V217H109ZM109 218H108V219H109ZM120 218H123V217H120ZM204 218H206V217H202V220H201V221H203ZM220 218H219V219H220ZM239 218H238V219H239ZM241 218H242V217H241ZM243 218H244V217H243ZM248 218H249V217H248ZM248 218H247V219H248ZM250 218H251V217H250ZM0 219H1V218H0ZM4 219H6V218H4ZM4 219H3V220H0V230H1L2 228H4L6 224H8V223L10 224V222H18V221H12V220H11V221H8L7 219H6V220H4ZM8 219H9V218H8ZM104 219H105V218H104ZM111 219H112V218H111ZM127 219H128V218H127ZM130 219H131V218H130ZM133 219H134V218H133ZM213 219H214V218H213ZM213 219H211V220L213 221ZM219 219H218V220H219ZM254 219H255V218H254ZM254 219H253V220H254ZM102 220H103V219H102ZM106 220H107V219H105V221H106ZM124 220H125V219H124ZM128 220H129V219H128ZM191 220H192V218H191ZM222 220H219V221H222ZM249 220H250V219H249ZM251 220H252V219H251ZM255 220H257V219H255ZM107 221H108V220H107ZM109 221H110V220H109ZM125 221H127V220H125ZM125 221H123V222H125ZM204 221H205V220H204ZM215 221H216V219H215ZM102 222L105 223L104 221H102ZM111 222H112V221H111ZM125 223H128V222H125ZM215 223H216V222H215ZM215 223H212V224L215 225ZM217 223L219 224V222H217ZM106 224H108V223H106ZM122 224H123V223H121V225H122ZM210 224H211V222H210ZM253 224H254V223H253ZM59 225H60V224H59ZM127 225H128V224H127ZM204 225H206V224H204ZM204 225H203V227H204ZM207 225H208V224H207ZM207 225L205 226V227H206L205 229H209L210 227L213 226V225H212V226H208V227H207ZM249 225H250V224H249ZM251 225H252V223H251ZM256 225H257V226H256V228H257L259 225H258L257 223H256ZM106 226H107V225H105V227H106ZM125 226H126V225H125ZM201 226H202V225H201ZM218 226H219V225H218ZM116 227H117V226H115V229H117ZM252 227H253V225H252ZM252 227H251V228H252ZM108 228H111L112 231L115 230V229L113 230L112 226H111V227H108ZM215 228H216V227H215ZM215 228L213 227L212 229H215ZM254 228H255V227H254ZM254 228H253V229H254ZM104 229L106 230L107 228H104ZM201 229H203V228H201ZM201 229H199V230L201 231ZM205 229H203V230H205ZM218 229H219V228H218ZM253 229H252V230H253ZM259 229H261V228H259ZM43 230H45V232H46V229H43ZM107 230H108V229H107ZM109 230H110V229H109ZM109 230H108V231H109ZM203 230H202L201 232L199 231L200 234H201L202 232H204ZM215 230H216V229H215ZM215 230H214V231H215ZM36 231H39V229L36 230ZM36 231H35V232H36ZM123 231H124V230H123ZM209 231H211V230L209 229V230H208V233H209ZM259 231H260V230H259ZM33 232H34V231H33ZM33 232H32V233H33ZM35 232H34V234H35ZM48 232H49V231H48ZM48 232H47V233H48ZM199 232H198V233H199ZM211 232H213V231H211ZM219 232H220V231H219ZM251 232H252V231H251ZM254 232H255V230H254ZM28 233H30V232H28ZM32 233H31V234H32ZM36 233H38V232H36ZM39 233H40V232H39ZM39 233H38V234H39ZM41 233H42V232H41ZM43 233H44V232H43ZM198 233H197V234H198ZM214 233H215V232H214ZM246 233H247V232H246ZM18 234H20V233H18ZM21 234H22V233H21ZM251 234H252V233H251ZM255 234H256V233H255ZM258 234H259V233H258ZM26 235H28V234H26ZM36 235H37V234H36ZM203 235H205V234H203ZM248 235H249V234H248ZM253 235H254V234H253ZM13 236H14V237H13L12 239L10 238L11 240H9V238H8V241H11V242H10V243H11V246L9 247V249H10V250L17 249L18 251H20V253H18V254H20V255H16V256H20V259H23V257H24L25 255H28V254H32V253H34V252L36 251V247H37L38 245H40V243H41L40 240H35V238H33V240L31 241V243H28L27 241H25L27 238L24 240V237H23V236H22L23 239H21L22 237H20L19 235H16V234L13 235ZM30 236H31V235H30ZM30 236H29V237H30ZM38 236H39V235H38ZM38 236H37V237H38ZM40 236H42V235L40 234ZM149 236H150V235H149ZM208 236H209V235H208ZM214 236H215V235H214ZM244 236H246V235H244ZM244 236H242V237H244ZM254 236H255V235H254ZM257 236H258V235H257ZM32 237H34V236H32ZM32 237H31V238H32ZM43 237H44V236H43ZM47 237H48V236H47ZM51 237H52V236H51ZM198 237H200V240H201V236L199 235ZM212 237H213V236H212ZM250 237H251V236H250ZM141 238H142V237H141ZM144 238H146V237L144 236ZM152 238H153V237H152ZM194 238H196V237H194ZM202 238H203V237H202ZM238 238H239V237H238ZM0 239H1V238H0ZM54 239H55V238H54ZM142 239H143V238H142ZM146 239H147V238H146ZM150 239H151V238H150ZM153 239H154V238H153ZM239 239H241V237H240ZM239 239H238V240H239ZM252 239H253V238H252ZM27 240H28V239H27ZM42 240H43V239H42ZM46 240H47V239H46ZM200 240H199V241H200ZM210 240H211V239H210ZM44 241H45V240H44ZM50 241H51V240H50ZM232 241H234V239H233ZM235 241H236V238H235ZM235 241H234V242H235ZM254 241H255V240H254ZM254 241H253V242H254ZM24 242H27L28 244H22V243H24ZM137 242H141V241H137ZM155 242H156V241H155ZM155 242H154V243H155ZM195 242H198V241H195ZM201 242H202V241H201ZM205 242H207V241H205ZM213 242H214V241H213ZM234 242H233V243H234ZM239 242H240V241H239ZM250 242H251V241H250ZM255 242H256V241H255ZM3 243H5V242H3ZM122 243H123V242H122ZM135 243H136V241H135ZM141 243H142V242H141ZM151 243H152V242H151ZM157 243H160V242H157ZM236 243H238V242H236ZM42 244H43V243H42ZM47 244H48V243H47ZM47 244H46V246L48 247L49 244H48V245H47ZM136 244H137V243H136ZM136 244H135V247L138 246V245H136ZM194 244H195V243H194ZM50 245H51V244H50ZM117 245H119V244H117ZM142 245H143V243H142ZM144 245H145V244H144ZM153 245H154V244H153ZM153 245H152V247H153ZM158 245H159V244H158ZM158 245H157V246H158ZM160 245H161V243H160ZM160 245H159V246H160ZM167 245H168V244H167ZM260 245H261V244H260ZM7 246H8V245H7ZM25 246H27L28 250H23ZM46 246H45V247H46ZM140 246H141V245H140ZM140 246H139V248H140ZM162 246H165V245H162ZM234 246H235V244H234ZM5 247H6V246H4V248H5ZM142 247L145 248V246H142ZM146 247H147V246H146ZM192 247H193V246H192ZM241 247H242V246H241ZM256 247H257V246H256ZM262 247H264V245H263ZM2 248H3V247H2ZM7 248H8V247H7ZM119 248H121V246H120ZM125 248H126V247H125ZM125 248H124V249H125ZM132 248H133V250H130V249H129V253L127 252V254H130V255L133 254V255H134V253H130V252H132V251H135L134 247H132ZM137 248H138V247H137ZM139 248H138V249H139ZM147 248H149V247H147ZM147 248H146V249H147ZM153 248H154V247H153ZM160 248H162V247H160ZM170 248H171V247H170ZM172 248H173V247H172ZM236 248H237V247H236ZM244 248H245V247H244ZM259 248H260V246L258 247V249H259ZM39 249H41V250L43 249L42 252L47 253V250H46V252H45V251H44V250H45L44 248H39ZM116 249H117V248H116ZM121 249H123V248H121ZM124 249H123V253H124ZM150 249H151V247L149 248V251H150ZM158 249H159V247H158ZM162 249H163V248H162ZM193 249H194V248H193ZM193 249H191V247H190L189 250H193ZM241 249H242V248H241ZM256 249H257V248H256ZM256 249H255V250H256ZM37 250H38V248H37ZM41 250H38V251L40 252ZM117 250H118V249H117ZM136 250H137V249H136ZM140 250H141V249H140ZM151 250H152V249H151ZM159 250H160V249H159ZM171 250H172V249H171ZM194 250H195V249H194ZM199 250H200V249H199ZM233 250H234V249H233ZM247 250H249V249H247ZM247 250H246V251H247ZM253 250H254V249H253ZM253 250H252V251H253ZM255 250H254V251H255ZM263 250H264V248H260V251H261V252H263ZM48 251H49V249H48ZM120 251H121V250H120ZM120 251H119V254H120ZM146 251H147V250H146ZM167 251H168V250H167ZM167 251H166V252H167ZM196 251H197V250H196ZM196 251H195V253H196ZM238 251H239V250H238ZM249 251H250V250H249ZM257 251H258V250H257ZM8 252H9V251H8ZM8 252H7V253H8ZM12 252H13V251H12ZM39 252H38V253H39ZM115 252H116V251H115ZM138 252H140V251L138 250ZM147 252H148V251H147ZM162 252L164 253V251H162ZM171 252H173V251H171ZM176 252H177L178 255H179V252H178V251H176ZM210 252H211V251H210ZM235 252H236V251H235ZM239 252H241V251H239ZM247 252H248V251H247ZM3 253H4V252H3ZM35 253H36V252H35ZM44 253H43V254H44ZM84 253H85V252H84ZM123 253H122V254H123ZM143 253H145V252H143ZM237 253H238V252H237ZM241 253H242V252H241ZM244 253H245V250H244ZM256 253H257V252H256ZM258 253H259V252H258ZM258 253H257V254H258ZM9 254H10V253H9ZM12 254H13V253H12ZM40 254H42V253L40 252ZM40 254H39V255H40ZM92 254H94V252H92ZM92 254H91V252H90L89 255L91 256ZM97 254H98V253H97ZM105 254H106V253H105ZM111 254H112V253H111ZM125 254H126V253H125ZM125 254H124V255H125ZM148 254H149V253H147V255H148ZM164 254H165V253H164ZM188 254H189V253H188ZM190 254H191V253H190ZM212 254H213V253H212ZM231 254H232V253H231ZM245 254L247 255V253H245ZM248 254H249V252H248ZM250 254H251V253H250ZM260 254H262V253H260ZM37 255H38V254H37ZM39 255H38L37 257H39ZM84 255H86V253H85ZM100 255L102 256L103 254H100ZM106 255H107V254H106ZM109 255H110V254H109ZM117 255H118V254H117ZM120 255H121V254H120ZM133 255H131V256L133 257ZM135 255H136V253H135ZM149 255H150V254H149ZM170 255H173V253L170 254ZM175 255H176V253H175ZM210 255H211V254L209 253V256H210ZM235 255H236V254H235ZM235 255H234V256H235ZM238 255H239V254H238ZM240 255H241V254H240ZM240 255H239V257H240ZM246 255H242V256H245V257H246ZM258 255H259V254H258ZM35 256H36V254L34 255V258H35ZM40 256H41V255H40ZM87 256H88V255H87ZM90 256H89V257H90ZM93 256H94V255H92V257H93ZM95 256H96V255H95ZM103 256H104V255H103ZM118 256H119V255H118ZM122 256H123V255H122ZM127 256H128V255H127ZM139 256H141V255L139 254L138 257H139ZM166 256H167V255H166ZM180 256H181V255H180ZM195 256H196V255H195ZM211 256H212V255H211ZM223 256H224V254H223ZM227 256H228V255H227ZM229 256H230V255H229ZM248 256H249V255H248ZM254 256H255V255H254ZM11 257H12V255H11ZM37 257H36L35 259H37ZM82 257H83V256H82ZM84 257H85V256H84ZM97 257H98V256H97ZM105 257H106V256H105ZM110 257H111V256H110ZM124 257H126V256H124ZM142 257H143V255H142ZM148 257H149V256H148ZM162 257H163V256H162ZM170 257H171V256H170ZM170 257H169V258H170ZM181 257H182V256H181ZM198 257H199V256H198ZM198 257H197V258H198ZM34 258H33V261H34ZM85 258H86V257H85ZM87 258H88V257H87ZM119 258H120V257H119ZM129 258H130V257H129ZM159 258H160V257H159ZM163 258H167V259L170 261V259H171L172 257L169 259L168 257H165V256H164ZM183 258L185 259V257H183ZM183 258H182V259H183ZM190 258H191V257H190ZM190 258H189V260H190ZM206 258H207V257H206ZM206 258H205V260H206ZM210 258H211V257H210ZM233 258H234V257H233ZM233 258H232V259H233ZM243 258H244V257H242V259H243ZM249 258H250V260H251V257H249ZM256 258H257V257H256ZM14 259H15V261H16V257H14ZM81 259H83V258H81ZM92 259H93V258H92ZM95 259H96V258H95ZM98 259H99V258H98ZM102 259H103V258H102ZM107 259H108V258H107ZM121 259H122V258H121ZM126 259H127V258H126ZM131 259H132V258H131ZM131 259H129V260H131ZM133 259H134V258H133ZM146 259H147V258H146ZM177 259H178V257H177ZM194 259H195V258H194ZM198 259H199V258H198ZM198 259H197V260H198ZM201 259H202V258H201ZM222 259H223V258H222ZM226 259H227V258H226ZM252 259H254V258H252ZM9 260H10V259L8 258V256L0 254V264H5L6 262L8 263ZM11 260H13V259H11ZM11 260H10V261H11ZM17 260H18V259H17ZM23 260H24V259H23ZM23 260H21V262H22ZM84 260H85V259H84ZM87 260H89V259H87ZM93 260H94V259H93ZM117 260H118V258H117ZM135 260H136V259H135ZM135 260H133V261H135ZM138 260H139V259H138ZM158 260H159V259H158ZM164 260H165V259H164ZM164 260H162V261H164ZM186 260H187V257H186ZM213 260H214V259H213ZM237 260H238V259H237ZM239 260H240V259H239ZM15 261L13 260V262H15ZM82 261H83V260H82ZM107 261H109V260H107ZM119 261H120V259H119ZM126 261H127V260H126ZM126 261H125L124 263H126ZM140 261H142L141 263L139 262L140 264H142L143 262L146 263V261H145L144 259H142V258H140ZM160 261H161V258H160ZM175 261H176V260H175ZM179 261H180V260H179ZM201 261H202V260H201ZM216 261H217V260H216ZM227 261H229V260H227ZM243 261H245V264H246V261H247V260L245 259V260H243ZM248 261H249V260H248ZM248 261H247V262H248ZM262 261H263V260H262ZM13 262H11V263H13ZM16 262H17V261H16ZM104 262H105V260L103 261V263H104ZM114 262H115V260L113 261V263H114ZM128 262H130V261H128ZM135 262H136V261H135ZM147 262H148V261H147ZM156 262H157V261H156ZM164 262H165V261H164ZM196 262H200V260H199V261H196ZM208 262H209V257H208ZM208 262H207V263H208ZM210 262H211V261H210ZM217 262H218V261H217ZM220 262H221V264H222V261H220ZM223 262H224V261H223ZM231 262H232V261H231ZM240 262H241V261H240ZM249 262H251V261H249ZM24 263H25V262L23 261V264H24ZM98 263H99V262H98ZM108 263H109V262H108ZM110 263H112V262H110ZM124 263H123V264H124ZM159 263H161V262H159ZM167 263H168V264H172V263H169V262H167ZM174 263H175V262H174ZM183 263H184V261H183ZM190 263H194V262H190ZM190 263H189V264H190ZM224 263H225V262H224ZM227 263H228V262H227ZM242 263H243V262H242ZM9 264H10V262H9ZM13 264H16V263H13ZM17 264H20V263H17ZM81 264H82V263H81ZM88 264H90V263H88ZM104 264H105V263H104ZM116 264H118V262H117ZM120 264H121V263H120ZM129 264H131V262H130ZM133 264H134V263H133ZM143 264H144V263H143ZM152 264H153V262H152ZM154 264H155V263H154ZM163 264H164V263H163ZM175 264H176V263H175ZM179 264H180V263H179ZM184 264H186V263H184ZM197 264H198V263H197ZM208 264H209V263H208ZM215 264H217V263H215ZM218 264H219V263H218ZM237 264H238V263H237ZM247 264H248V263H247Z\"/></svg>",
  "mask_w": 264,
  "mask_h": 264
}]
</instances>
